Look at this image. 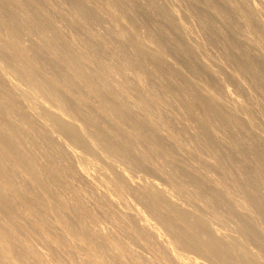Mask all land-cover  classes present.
<instances>
[{"label": "rangeland", "instance_id": "1", "mask_svg": "<svg viewBox=\"0 0 264 264\" xmlns=\"http://www.w3.org/2000/svg\"><path fill=\"white\" fill-rule=\"evenodd\" d=\"M1 4H0V17L5 18L4 20L6 21H2L0 22V41L3 40V38H5V33H7L8 35H17L19 37H23L24 39H26L30 33V35H36L42 37L40 38V40H38L37 37V42H30L29 41H25V44H27V46H31L29 47L31 49V53L34 56V59L36 61V63L42 67L44 73H51L50 75H54L58 80H63L62 82H65L67 84L70 85L69 87V106L70 109L82 120V123H87L89 125H86V128H88V131L90 129V133L93 136L95 135L99 140H101V142H105L104 144L107 145V147L109 145L110 148H115L118 147L120 149H122L125 153V155L130 159L128 160L129 162H134L131 168H136L135 171H133L134 176L136 177L137 181H141V182H145V181H154L157 182V184L159 185H163L164 188L167 189H171L173 185H177V183H181L183 180V185L184 184H190V181L193 180V177L191 176H186V173L181 172L182 175V179L179 181V179L177 177H175L173 175L174 178L169 179L168 175L166 176V174H164L163 172L159 171L158 169H156L157 167L153 164V163H158V167L160 166V168H166L167 170L170 169L171 171H173L176 175L181 174L180 171L178 170V167L180 165V167L182 168H200V170L202 169L203 173H207L209 175H205V183L201 182V181H197V188L195 191H193L192 193V188H190L187 184L184 185L182 188L179 189V191L181 192L180 198L186 200V202H188L189 200H187L188 197L191 201L193 200V202L189 201L188 203H190L191 205L194 206L198 205L199 208L202 209V207L200 206V204L198 203L197 199H203L202 197H204L205 201L207 202V208L204 209L203 212H205L204 214L206 215L207 212V216H211L213 217L215 215L214 218H216V221L218 222V224L222 225L224 228L227 227L229 230H232V234L235 236L238 234L236 233L237 231L241 233H245V234H249L251 231H253V227L255 228V226L259 223V221L257 222L256 220L248 222V218H246L245 216H243L241 214V206H239V203H242L244 199H250L251 200H257L256 202L260 203V202H264V145L262 143H264V136H261L262 133L264 132V66H262V62L259 61L262 60V57L260 58L259 55L263 56L264 58V48H262L261 45H263L264 47V23L262 24V22L259 23V21L256 20V22L254 21V16L252 14H250L251 16V20H249V22L253 21L252 24L248 23L244 18V13L241 14V12L236 8V6L234 5H239V6H245L246 3L244 0H228L226 2H223L222 0H160V2H158L159 0H120L121 2H119V0H15V2L11 1L6 2L4 0H0ZM52 1V2H51ZM62 1V2H61ZM67 1V2H65ZM73 1V2H72ZM83 1V2H82ZM90 1H92L93 3H91ZM104 1V2H103ZM114 1V2H113ZM124 1V2H123ZM140 1V2H139ZM155 1V2H154ZM187 1V2H186ZM191 1L193 2L191 4ZM197 1V2H196ZM211 1V3H210ZM220 1V2H218ZM239 1V2H237ZM38 2V3H36ZM54 2V4H53ZM64 2V3H63ZM76 2V3H75ZM107 2V4H105ZM114 5H113V3ZM120 4H118V3ZM128 2V3H127ZM153 2V3H152ZM163 2V3H162ZM165 2V3H164ZM172 2V3H171ZM207 2V3H206ZM209 2V3H208ZM218 2V3H217ZM231 4H229V3ZM233 2V3H232ZM236 2V4H234ZM263 3H261L264 6V1L262 0ZM44 5L42 6L41 4ZM66 3V4H65ZM80 3V8H78V4ZM91 5H89V4ZM111 3L113 6H115L116 10L114 11V7L112 6V8L110 9ZM160 3V5L158 4ZM162 3V4H161ZM185 6H184V4ZM187 3V4H186ZM195 3V4H194ZM202 7H197L198 4ZM216 3V4H213ZM220 3V4H219ZM223 3H225L226 5H223ZM23 4V5H22ZM68 5V6H57V5ZM77 4V5H76ZM83 4V5H82ZM118 4V5H117ZM125 4V5H124ZM152 4V5H151ZM191 4V6H190ZM195 6H194V5ZM203 4V5H202ZM208 4H211L208 6ZM241 4V5H240ZM9 5V6H8ZM105 5V6H104ZM122 5V6H121ZM140 5V6H139ZM145 5V6H144ZM188 5V6H187ZM197 5V6H196ZM206 5V6H205ZM217 5V6H216ZM219 5V6H218ZM222 5V6H221ZM84 6V7H82ZM99 6V7H98ZM132 8H131V7ZM136 6H138L136 8ZM215 8H214V7ZM221 6V7H220ZM227 6V7H226ZM231 6H234L231 7ZM261 6V5H260ZM261 6V7H263ZM22 7V8H21ZM64 7V8H63ZM91 7V8H90ZM130 9H129V8ZM177 7V8H176ZM189 7V8H188ZM211 7V8H210ZM19 8V9H18ZM103 8V9H102ZM141 8V9H140ZM143 8V9H142ZM166 8V9H165ZM170 8V9H169ZM176 9V11H178L179 15L181 16V22H182V26L180 22H176L177 18L172 14L173 10L172 9ZM179 8V9H178ZM182 8L184 10H182ZM190 10H187V9ZM199 8V9H198ZM217 8V9H216ZM229 8V9H227ZM64 9V10H63ZM78 9V10H77ZM83 9V11H82ZM89 9V10H88ZM134 9V10H133ZM236 9V10H235ZM261 9H264L261 8ZM17 10V11H16ZM86 10V11H84ZM126 10V11H125ZM132 10V11H130ZM138 10V11H137ZM151 10V12L149 11ZM171 12H170V11ZM192 10V13H191ZM199 10V11H197ZM211 10V12H210ZM214 10V11H213ZM3 11V13H2ZM40 11V12H39ZM105 11V12H104ZM195 11V12H194ZM209 11V12H208ZM219 11V12H218ZM223 11V12H220ZM226 11V13H224ZM262 11V15L264 17V12ZM76 12V13H75ZM81 12V13H80ZM83 12V13H82ZM132 12V13H131ZM161 12V13H160ZM163 12V13H162ZM169 12V13H168ZM188 12V13H187ZM200 12V13H199ZM216 14H213V13ZM129 13V14H128ZM142 13V14H141ZM168 13V15L166 14ZM203 13V14H201ZM77 14V15H76ZM84 17V19L80 16ZM200 14V15H199ZM221 14V15H220ZM25 15V16H24ZM66 15V16H65ZM74 15V16H73ZM104 15V16H103ZM198 15V16H197ZM202 15V16H201ZM203 15L205 17H203ZM215 15L217 17H215ZM220 15V16H219ZM234 15V16H233ZM240 15H243V18H240ZM106 16H108L109 18H107ZM123 16V18L121 17ZM167 16V17H166ZM189 16V17H188ZM229 16V18L227 17ZM237 16V18H236ZM45 17V18H44ZM80 17V18H79ZM96 17V18H95ZM138 17V19H136ZM148 17V18H147ZM172 17V22L169 18ZM184 17V18H183ZM231 17V18H230ZM25 18V19H24ZM82 18V19H81ZM90 18V19H89ZM100 18V19H98ZM145 18V19H144ZM176 18V20H175ZM27 19V20H26ZM39 19V20H37ZM115 19V20H112ZM143 19V20H142ZM253 19V20H252ZM23 20V21H22ZM31 20V21H30ZM44 20V21H43ZM80 20V21H79ZM84 20V21H83ZM92 20V22H91ZM108 20H110V22H108ZM136 20V21H135ZM140 20V21H139ZM14 21V22H13ZM60 21V22H59ZM106 23H105V22ZM14 24H13V23ZM25 22V23H24ZM45 22V23H44ZM52 22V23H51ZM66 22V23H65ZM88 24H87V23ZM155 22V23H154ZM169 22V23H168ZM171 22V24H170ZM2 23V24H1ZM6 25H5V24ZM61 23V25H59ZM82 23V25L80 24ZM115 23V24H114ZM128 23V24H126ZM179 23L181 28H179ZM246 23V24H245ZM4 24V25H3ZM10 24V25H9ZM12 24V26H11ZM46 24V25H45ZM66 26H63V25ZM87 24V25H86ZM114 24V25H113ZM175 24V25H174ZM177 24V25H176ZM195 24V25H194ZM250 24V25H248ZM16 25V26H15ZM106 25V26H105ZM122 25V26H121ZM34 26V27H33ZM48 26V27H47ZM57 26V27H56ZM61 26V27H60ZM105 26V27H104ZM114 26V27H113ZM120 27L116 29L117 27ZM125 26V27H124ZM178 26V28H177ZM189 26V27H188ZM234 26V27H233ZM4 27V28H3ZM36 27V28H35ZM50 27V29H49ZM69 32H67L66 30ZM70 27V29H69ZM78 29V30H76ZM107 27V29H106ZM134 27V29L132 28ZM209 27V28H208ZM215 27V28H214ZM18 30H17V29ZM32 28L33 31H32ZM125 30H124V29ZM145 28V29H144ZM177 28V29H175ZM184 28V29H182ZM190 28V30H189ZM40 29V30H39ZM56 29V30H55ZM188 29V30H187ZM214 29V30H213ZM263 29V30H262ZM37 30H39L38 33ZM51 30V31H50ZM72 30V33L70 32ZM95 30V31H94ZM133 30V31H132ZM184 30V31H183ZM186 30V31H185ZM255 32H254V31ZM21 31V33L19 32ZM44 31V33H46L47 35L49 34L48 32H52L50 33V37H52L55 41L58 40L57 42H59L63 45H66V47H68L67 50L69 52V58L72 56L73 58H75L77 61V65L79 68L75 67L73 69V67L69 64V67H65L67 66V63L62 61L61 59L56 60L53 55L51 54V51L48 49V46L45 42L44 39V33H42ZM81 31V34L79 33ZM104 31V33H103ZM120 31V32H119ZM170 31V33L168 32ZM188 31V32H187ZM191 31V32H190ZM200 31V32H199ZM262 31V32H261ZM5 32V33H4ZM58 32V33H56ZM76 35H74V33ZM78 32V34H77ZM92 32V34H91ZM98 32V33H97ZM109 32V33H108ZM192 32H196L195 36H198L197 38L192 34ZM201 33L202 34H197V33ZM204 32V33H203ZM227 32V33H226ZM248 32V34H247ZM254 32L255 34L252 35L251 33ZM258 32V35L257 33ZM64 33V34H63ZM86 33V34H85ZM90 33V34H89ZM119 33V35H118ZM124 33V34H123ZM181 33V34H179ZM185 33V35L183 34ZM189 33V34H187ZM236 33V35H235ZM238 33V35H237ZM241 33V34H239ZM243 33V34H242ZM58 34V36L56 35ZM61 34V35H60ZM67 36H66V35ZM80 34V35H79ZM84 34V35H83ZM102 34V35H101ZM226 34V35H225ZM229 34V35H228ZM260 34V35H259ZM2 35V36H1ZM121 35V36H120ZM144 35V36H143ZM177 35V36H176ZM180 35V36H179ZM187 35V36H186ZM200 35V36H199ZM215 35V36H214ZM228 35V36H227ZM241 35V36H240ZM249 39H248V37ZM250 35V36H249ZM80 36V37H78ZM84 36V37H83ZM164 36V37H163ZM183 36V37H182ZM191 38H188V37ZM217 36V37H216ZM91 37V38H89ZM101 37V38H100ZM122 37V38H121ZM177 37V38H176ZM184 37L188 38L185 39ZM203 37V38H200ZM215 37V38H214ZM247 39H246V38ZM58 38V39H57ZM68 38V39H67ZM74 38V39H72ZM78 38V39H77ZM86 38V39H84ZM112 38V39H111ZM119 38V39H118ZM164 38V39H163ZM174 38V39H172ZM176 38V40H175ZM181 38V39H180ZM200 38V39H198ZM263 38V39H262ZM60 39V40H59ZM83 39V40H82ZM94 39V40H92ZM124 39V40H123ZM154 39V41H153ZM203 39V40H201ZM68 40V41H67ZM72 40V41H71ZM75 40V41H73ZM115 40V42L113 41ZM161 40V41H159ZM194 40V42H193ZM196 40L198 42H196ZM241 40V42H240ZM254 40V41H253ZM262 40V41H261ZM61 41V42H60ZM73 43L70 44L69 43ZM82 41V43H81ZM91 41V42H90ZM109 43H108V42ZM146 41H150L152 43H156L155 45L156 48L159 47V49H157L156 51H154L155 53H147L146 51L141 49V44H143ZM167 41V42H166ZM174 41V42H173ZM190 41L192 42L190 44ZM245 41V42H244ZM248 41L252 43L248 44ZM256 41V42H255ZM259 41V42H258ZM39 42V43H38ZM162 42V43H161ZM166 42V43H165ZM181 42V43H180ZM215 42V43H214ZM232 42V43H231ZM254 42V43H253ZM263 42V43H262ZM37 43V44H36ZM80 43V44H79ZM86 45H85V44ZM95 43V44H94ZM164 43V44H163ZM184 43V44H183ZM199 43V44H197ZM257 45H256V44ZM260 43V44H259ZM262 43V44H261ZM111 44V45H110ZM167 44V45H166ZM170 44V45H169ZM173 44V45H172ZM181 44H183L184 46H180ZM212 44V45H211ZM235 44V45H234ZM255 44V46H254ZM72 47H71V46ZM102 45V46H101ZM165 45V46H163ZM189 47H188V46ZM198 45V46H197ZM203 45V48H202ZM75 46V47H74ZM170 48H169V47ZM174 46V47H173ZM223 46V47H222ZM255 48H254V47ZM260 46V47H259ZM94 47V48H93ZM96 47V48H95ZM100 47V48H99ZM103 47V48H102ZM162 47L165 51L162 50ZM177 47V48H176ZM205 47V48H204ZM219 49H217V48ZM239 47V50H238ZM253 47V48H252ZM257 47V48H256ZM259 47V48H258ZM47 48V49H46ZM74 48V50L72 49ZM77 48V50L75 49ZM89 48V49H88ZM95 49L94 51L92 49ZM134 48V49H133ZM167 48V49H166ZM176 48V49H175ZM188 48V49H187ZM198 48V49H197ZM200 48V49H199ZM244 48V49H243ZM250 48V50H249ZM261 48V50H259ZM141 49V50H140ZM178 49V50H177ZM197 49V50H196ZM237 51H236V50ZM242 49V50H241ZM258 56H254L255 54ZM36 50V51H35ZM91 50L90 52H87ZM201 50V51H200ZM228 50V51H227ZM233 50V51H232ZM246 50V51H245ZM76 51L78 52V54L76 53ZM84 51V52H83ZM169 51V52H168ZM183 51V52H182ZM199 51V52H198ZM223 51V52H222ZM92 52V53H91ZM145 52V54L143 53ZM158 52V53H157ZM171 52V53H170ZM182 52V53H180ZM187 54H186V53ZM193 55H192V53ZM228 52V53H227ZM243 52V53H242ZM246 52V54H245ZM11 55L10 52L7 51V55ZM37 55H35V54ZM106 53V54H105ZM132 53V54H131ZM160 53V56H158ZM165 55H163V54ZM167 53V54H166ZM170 53V54H169ZM203 55H202V54ZM234 53V54H233ZM254 53V54H253ZM43 54V55H42ZM49 54V55H48ZM125 54V55H124ZM138 54V55H137ZM150 54V55H149ZM169 54V56H168ZM209 54V55H208ZM230 54V55H229ZM248 54V55H247ZM98 55V57L96 56ZM101 57H100V56ZM109 55V56H108ZM121 55V56H120ZM145 55V56H143ZM152 55V56H151ZM171 55V56H170ZM206 55V56H205ZM244 58H242L241 57ZM252 55V56H251ZM37 56V57H35ZM44 56V58H43ZM76 56V57H75ZM82 56V57H81ZM127 56V57H126ZM163 56V57H162ZM166 58H165V57ZM170 58H168V57ZM212 56V57H211ZM231 56V57H230ZM237 56V57H235ZM40 59H39V58ZM42 57V58H41ZM46 57V58H45ZM81 57V58H80ZM114 57V58H113ZM118 57V58H117ZM121 57V58H120ZM130 57V59H129ZM140 57V59H139ZM152 57H156L154 59H152ZM173 57V59H172ZM185 57V58H184ZM204 57V58H203ZM257 57V58H256ZM37 58V59H36ZM53 58V59H52ZM104 58V59H103ZM110 58V59H109ZM132 58V59H131ZM168 58V59H167ZM210 58V59H209ZM212 58V59H211ZM214 58V59H213ZM255 58V59H254ZM79 59V60H78ZM87 59V60H86ZM93 59V60H92ZM102 59V61H101ZM149 59V60H148ZM232 59V60H231ZM239 59V60H238ZM246 59V60H245ZM250 59V60H249ZM258 59V61H257ZM41 60V62H40ZM96 60V61H95ZM106 60V61H105ZM123 60V62H122ZM141 60V61H140ZM154 60V61H153ZM170 60V61H169ZM172 60V62H171ZM200 60V61H199ZM227 62H226V61ZM229 60V61H228ZM235 60V61H233ZM42 61L44 63H42ZM81 61V62H79ZM88 61V62H87ZM93 61V62H92ZM111 61V62H110ZM138 61V63H137ZM174 61V62H173ZM187 61V62H186ZM199 61V62H198ZM203 61V62H202ZM205 61H207V63H211V66H214V70L212 67V70L215 71L216 69V73L218 75V77L220 78H214L211 76L210 72L207 71V69L204 67V63ZM219 61V62H218ZM232 61V62H231ZM238 61V62H237ZM248 61V62H247ZM263 61V60H262ZM56 64H54V63ZM61 64H60V63ZM91 62V63H90ZM106 62V63H105ZM109 62V65L107 64ZM127 62V63H126ZM142 64H141V63ZM160 62V63H159ZM214 62V63H213ZM217 62V63H216ZM243 62V63H242ZM254 62H257L254 63ZM264 62V61H263ZM43 65H42V64ZM48 63V64H47ZM94 63V65H93ZM120 63V64H119ZM163 63V64H162ZM168 65H167V64ZM174 63V64H173ZM203 63V64H202ZM210 63L208 65H210ZM221 63V66H220ZM224 63V64H223ZM242 63V64H241ZM259 63V66H258ZM65 64V65H64ZM89 64V65H88ZM104 64V67H103ZM111 64V65H110ZM127 64H129L128 67ZM145 64V65H144ZM150 64V65H149ZM173 64V65H172ZM216 64V65H215ZM219 64V65H218ZM223 64V65H222ZM126 65V66H125ZM149 65V66H148ZM177 67H175V66ZM230 67L231 71L229 72V67L228 69H226L227 67ZM233 65V66H232ZM235 65V66H234ZM251 65V66H250ZM49 68H48V67ZM53 66V67H52ZM57 66V67H56ZM71 66V67H70ZM98 68H96V67ZM146 66V67H145ZM219 66V67H218ZM224 66V67H223ZM232 66V68H231ZM247 66V67H246ZM262 66V67H261ZM55 67V68H54ZM118 67V68H117ZM124 67V68H123ZM166 67V68H165ZM179 67V68H178ZM191 67V68H190ZM226 67V68H225ZM45 68V69H44ZM64 68V69H62ZM68 68V69H67ZM101 68V69H100ZM104 68V69H103ZM111 70H110V69ZM147 68V69H146ZM152 68V69H151ZM187 68V69H186ZM224 68V69H223ZM248 68V69H245ZM98 71H97V70ZM122 69V71L120 70ZM130 69H134V70H130ZM235 69H237V73L235 71ZM240 69V70H239ZM242 69V70H241ZM47 70V71H46ZM51 70V72H50ZM60 70V71H59ZM63 70V71H62ZM69 70V71H68ZM80 70V71H79ZM83 70V71H82ZM86 70V71H85ZM89 70H91V72H89ZM150 70V71H149ZM245 70V71H244ZM251 70H253V72H251ZM258 70V71H257ZM262 70V71H261ZM54 71V72H53ZM67 71V72H66ZM72 71V73H70ZM74 71V72H73ZM79 71L82 72L83 75L86 77V79L84 78V80H80L77 81L75 78V72ZM107 71V72H105ZM117 71V74H116ZM127 71V72H125ZM211 71V70H210ZM227 71V73H225ZM235 71V72H234ZM58 72V73H57ZM69 72V73H68ZM103 72V73H100ZM131 72V73H129ZM134 72V73H133ZM136 72V73H135ZM141 75H139L138 73ZM225 76H224V74ZM229 72V73H228ZM234 72V73H233ZM249 72L251 74H249ZM260 72V73H259ZM92 73V74H91ZM97 73V74H96ZM119 73V74H118ZM133 73V75H132ZM143 73V74H142ZM171 73V74H169ZM220 75H219V74ZM231 73V74H230ZM233 73V74H232ZM236 73V74H235ZM246 73V74H245ZM60 74V75H58ZM69 74V76H68ZM72 74V75H71ZM108 74V75H107ZM204 74V75H203ZM223 74V75H222ZM230 76H229V75ZM240 74V76H242V83H241V78L238 75ZM94 75V77L92 76ZM99 77H98V76ZM110 75V76H109ZM123 75V76H122ZM222 75V76H221ZM232 75V76H231ZM236 75V77L234 78L233 76ZM72 76V77H71ZM134 76V77H132ZM138 78H135V77ZM159 76V77H158ZM161 76V78H160ZM246 76V77H245ZM62 77V78H61ZM74 77V78H73ZM94 79H92V78ZM118 77V78H117ZM124 77H126L124 79ZM129 77V78H128ZM142 77H144L143 79H141ZM239 77V78H238ZM248 77V78H247ZM254 77V78H253ZM69 78V79H68ZM97 78V79H96ZM125 80V81H121L120 79ZM148 78V79H147ZM190 78H193L190 80ZM196 78V79H195ZM198 78V79H197ZM201 78V79H200ZM207 78V79H206ZM231 81L232 84H230ZM231 78V79H230ZM240 80H238V79ZM66 79V80H65ZM112 79V81H111ZM132 79V80H131ZM141 79V80H140ZM164 81H163V80ZM224 81H223V80ZM226 79V80H225ZM244 79H248L250 80V84H251V88L252 90L249 92V90L246 88H244V84L245 82H247V80L244 82ZM263 79V80H262ZM65 80V81H64ZM98 80V81H97ZM106 80V81H105ZM110 80V81H109ZM119 81L117 85H119L118 88L115 87L116 85V81ZM128 80L127 85L129 84V86L126 85V82ZM130 80V81H129ZM140 80V81H139ZM146 82H145V81ZM172 80V81H171ZM205 81V83H207L210 87L213 88V90L215 91L216 89L217 91H215L216 93L219 92L218 97H223L220 98V103H222V106L224 107V109H226L224 111L223 107L221 106V104H218V108L217 111L220 114V116L223 117L224 122H228L227 124H220V122L218 123L217 120H211L213 119L212 117H210L207 113H205V108L204 105L201 103H205L203 102L204 100L202 97V94H200V91L196 90L197 88L194 87V85H196V82L194 83V81ZM216 80V81H215ZM221 80V81H220ZM238 80V81H237ZM71 81V82H70ZM74 83H73V82ZM88 81V84H86V82ZM92 81V82H91ZM101 81V83H100ZM133 81V82H132ZM142 81V82H141ZM166 81V82H165ZM180 81V82H178ZM182 81V82H181ZM228 82L229 86H231V90L236 94L237 92V98H240L239 100L243 101L242 105H240V107H238L237 109L240 111L239 114H236V112L234 113V111H238L235 108H225L228 106V102L226 100V95L224 93L223 90V84L225 82ZM259 81V82H258ZM113 82V83H112ZM132 82V85H131ZM153 82V84H152ZM221 82V83H220ZM224 82V83H222ZM235 82H239V84L235 83ZM77 83V84H76ZM98 83V84H96ZM106 86H105V84ZM121 83V84H120ZM125 83V84H124ZM141 83H145V84H141ZM148 83V84H147ZM167 83V84H166ZM182 83V84H181ZM83 86H82V85ZM92 85V86H99L100 89V99L93 97L91 93H88V87ZM95 84V85H94ZM114 84V85H112ZM135 84V85H134ZM140 84V85H139ZM157 84V85H156ZM236 86L234 87L233 86ZM236 84V85H235ZM243 84V85H242ZM81 85V86H80ZM103 87H101V86ZM114 89H112L110 86ZM116 85V86H117ZM123 85V86H122ZM153 85V86H152ZM187 85V87H186ZM76 86L79 88L77 89ZM85 86V87H84ZM143 86V87H142ZM146 86V87H144ZM173 86V87H172ZM216 86V87H215ZM239 86V87H238ZM72 87V88H71ZM83 87L84 89L80 88ZM101 87V88H100ZM110 87V88H109ZM131 89H130V88ZM150 87V88H149ZM154 87V88H153ZM176 87V88H175ZM183 87V88H182ZM234 87V88H232ZM241 87V88H240ZM254 87V88H253ZM258 87V89H257ZM74 88V89H73ZM86 88V90H85ZM106 88V89H105ZM143 88H146L143 90ZM175 88V89H174ZM238 88V89H237ZM243 88V89H242ZM103 89V90H102ZM119 89V90H118ZM121 89V90H120ZM142 89V90H141ZM157 89V90H156ZM162 89V90H161ZM248 91H247V90ZM263 89V90H262ZM123 90V91H122ZM183 90V91H182ZM186 90V91H185ZM241 90V91H240ZM245 90V91H244ZM255 90V91H254ZM261 90V91H260ZM71 91H73L71 93ZM76 91V92H75ZM82 91V93H81ZM102 91V92H101ZM124 91H130L133 94L132 97V101H130L129 99H126V97L124 96L123 92ZM137 91V93H136ZM139 91V92H138ZM146 91H148V93H145ZM178 91V93H177ZM191 91V93H190ZM257 91V92H256ZM75 92V93H74ZM80 92V93H79ZM110 92V93H109ZM114 92V93H113ZM143 92V93H142ZM252 92V94H251ZM254 92V93H253ZM89 95H88V94ZM104 93V94H103ZM125 93V92H124ZM142 93V94H141ZM168 93V94H167ZM183 93V94H182ZM239 93V94H238ZM240 93L241 96L243 95V97H245L244 99L246 100V102L244 101L243 97H240ZM88 95V97L92 100L91 102L89 101L90 99L86 100L84 103L82 104H74V101L71 100V97H75L76 95ZM118 94V96H117ZM122 94V95H121ZM138 94V95H137ZM162 94V95H161ZM181 95V96H177ZM200 94V95H199ZM245 94V95H244ZM251 94V95H249ZM0 100L5 103H10L11 102V98L8 97H4L2 90H1V86H0ZM106 95V96H104ZM151 95V96H150ZM165 95V96H164ZM173 95V96H172ZM186 95V96H185ZM190 95V96H189ZM195 95V97H194ZM248 97H247V96ZM103 96V97H102ZM137 96V97H136ZM147 96H150L149 98V102L151 107L148 110V106L145 111V109L143 111H139L138 108L141 107V105H139V102L141 101V99H145V97L147 98ZM171 96V97H170ZM4 99H3V98ZM87 97V98H88ZM112 97V98H111ZM116 99H115V98ZM119 97V98H117ZM136 97V99H135ZM162 97V98H161ZM187 97V98H186ZM254 99H253V98ZM256 97V98H255ZM140 98V99H138ZM147 98V99H148ZM167 98V99H166ZM260 98V99H259ZM112 99V100H111ZM119 101H118V100ZM155 99V100H154ZM171 99V101H170ZM199 99V100H198ZM223 99V100H221ZM247 99L249 100V103L247 101ZM259 99V100H258ZM262 99V100H261ZM6 100V101H5ZM9 100V101H8ZM124 100V101H122ZM136 100V103H135ZM137 100H138V104H137ZM140 100V101H139ZM175 100V101H174ZM251 100V101H250ZM256 102H255V101ZM104 104H103V102ZM121 101V102H120ZM254 101V102H253ZM73 102V103H72ZM115 102H117L116 104H114ZM163 102V103H162ZM177 102V103H176ZM188 102V103H187ZM192 102V103H191ZM87 103V104H86ZM112 103V104H111ZM155 103V104H154ZM157 103V104H156ZM179 103V104H178ZM190 103V104H189ZM208 103V102H207ZM224 103V104H223ZM246 103L250 104L247 105ZM99 104H102L101 107ZM106 104V105H105ZM109 104V105H107ZM115 106H111V105ZM128 104V107H127ZM131 104V106L129 105ZM135 104V105H134ZM196 104V105H195ZM210 103H208L209 105ZM77 107H76V106ZM85 105V106H84ZM99 105V106H98ZM104 105V106H103ZM181 108H180V106ZM214 105V104H213ZM227 105V106H226ZM245 105V106H244ZM252 105V106H251ZM75 106V107H73ZM81 106V107H80ZM103 106V108H102ZM183 106V108H182ZM197 106V107H196ZM257 106V107H256ZM262 106V107H261ZM85 107V108H84ZM107 107H109L107 109ZM121 107V108H120ZM137 107V108H135ZM195 107V108H193ZM229 107V106H228ZM244 109H243V108ZM250 107V109L252 108V110L250 111L249 114V108H248V113H247V108ZM261 107V108H260ZM77 108V109H75ZM88 108L89 111H88ZM122 108H124L122 110ZM130 108V111L129 109ZM164 108V109H163ZM174 108V109H172ZM222 108V110L220 109ZM254 108V109H253ZM80 109V110H79ZM86 109V110H84ZM94 111H93V110ZM97 109V110H96ZM106 109L107 111H112L110 113L103 114L102 110ZM116 109V110H115ZM121 109V110H120ZM133 111H132V110ZM159 109V110H158ZM166 109V111H165ZM170 109V110H169ZM181 109V110H180ZM201 109V110H200ZM220 109V110H219ZM85 111L84 113H86L84 116V113L82 111ZM100 110V111H99ZM114 110V111H113ZM126 110V112L124 111ZM172 110V111H171ZM189 110V111H188ZM198 110V111H197ZM246 111V113L244 111ZM257 110V111H256ZM263 110V111H262ZM98 111V112H97ZM118 111V113H117ZM135 111L137 112V114L135 113ZM149 111V112H148ZM184 113H182V112ZM224 111V112H223ZM227 111V112H226ZM229 111V112H228ZM233 111V112H231ZM253 111V112H252ZM259 111V112H258ZM80 112V113H79ZM97 112V114H95ZM100 112V113H99ZM144 112V113H142ZM148 112V113H147ZM159 112V113H158ZM198 112V113H197ZM201 112V113H200ZM83 113V114H82ZM87 113L89 115H87ZM116 117L114 119V117H112L113 115ZM140 113V114H139ZM155 113V114H154ZM203 113V114H202ZM228 113V115L226 114ZM238 113V112H237ZM253 113V114H252ZM262 113V114H261ZM80 114V115H79ZM100 114V115H99ZM129 114V118L126 116ZM154 114V115H153ZM161 116V118L158 116ZM165 114V115H164ZM189 114V115H188ZM199 114V116H198ZM205 114V115H204ZM246 114H249L248 116L251 117V114L253 115L250 118V122L252 121L251 119H253L254 121L250 123H248V121L244 118H246ZM19 114H17L18 116ZM92 115V116H91ZM94 115V116H93ZM105 115V116H104ZM158 117L160 119H162L160 121V124L164 125L167 129L169 128L170 130L173 131V133L175 134V139H164L158 136V132L156 127L153 124L149 123V117ZM180 115V116H179ZM201 115V116H200ZM239 115H243V117H240ZM88 116L89 119H88ZM177 116V117H176ZM227 118H226V117ZM229 116V119H228ZM233 116V117H232ZM245 116V117H244ZM257 116V117H256ZM93 117V118H92ZM104 120H103V118ZM120 117V118H119ZM123 117V118H122ZM166 119H165V118ZM254 117V118H253ZM263 117V118H262ZM123 120H122V119ZM137 118V119H136ZM187 118V119H186ZM199 118V119H198ZM202 118V119H201ZM207 118V119H206ZM211 118V119H210ZM243 118V120H242ZM88 119V120H87ZM93 119V120H92ZM96 119V120H95ZM108 119V120H107ZM117 119V120H116ZM126 119V120H124ZM129 119V120H128ZM210 119V120H209ZM261 119V120H260ZM263 119V120H262ZM97 123H99V125H97V123H95V121ZM111 122H110V121ZM116 120V121H115ZM131 120V121H130ZM134 120L136 122H138L139 124H137L136 122H134ZM183 120V121H182ZM185 120V121H184ZM199 120V121H198ZM232 120V122H231ZM92 121V123L90 124V122ZM101 121V122H100ZM107 123H106V122ZM120 121V124H119ZM133 121V122H132ZM169 121V122H168ZM201 121V122H200ZM205 121V122H204ZM240 121V123L238 122ZM247 121V122H246ZM132 122V123H131ZM144 122V123H143ZM163 122V123H161ZM181 122V123H180ZM183 122V123H182ZM189 125H187V123ZM200 122V123H198ZM207 122V123H206ZM238 122V123H237ZM246 122V123H245ZM255 122V123H254ZM257 122V123H256ZM103 125H102V124ZM112 125H110V124ZM124 123V124H122ZM176 125H174V124ZM196 123V124H195ZM231 125H230V124ZM248 123V124H247ZM96 124V125H95ZM148 124V125H146ZM169 124V125H168ZM198 124V126H197ZM203 124V125H202ZM208 124V125H207ZM216 124V125H215ZM238 124V125H237ZM244 124V125H243ZM246 124V125H245ZM95 127H94V126ZM102 125V126H101ZM107 125V126H106ZM109 125V126H108ZM123 125V126H122ZM144 125V126H142ZM180 125V126H179ZM242 127H239L241 126ZM257 125V126H255ZM112 126V127H111ZM126 126V127H125ZM137 126V127H136ZM175 126V127H174ZM190 126V127H189ZM197 126V127H195ZM204 126V127H203ZM210 126V127H209ZM253 126L257 127L254 128ZM91 127V128H90ZM105 127V129L103 130V128ZM110 127V128H109ZM129 127V130L127 129ZM131 127V128H130ZM143 128V130H141V128ZM145 127V128H144ZM147 127V128H146ZM155 127V128H154ZM194 127L196 129H194ZM201 127V128H200ZM251 127V128H250ZM259 127V128H258ZM95 131H93L92 130ZM115 128V129H112ZM138 128V129H136ZM149 128V129H148ZM191 128V129H190ZM204 128V129H203ZM220 128V129H218ZM234 128V130H233ZM250 128V129H248ZM111 129V130H110ZM147 129V130H146ZM200 131H199V130ZM207 129V130H206ZM213 129V130H212ZM259 129V130H258ZM261 129V130H260ZM100 130V131H99ZM116 130V131H113ZM121 133L122 131V136L121 134H117L119 133V131ZM127 130V131H126ZM140 130V131H139ZM194 132H193V131ZM225 130V131H224ZM253 130V131H252ZM255 130V131H254ZM258 130V132H256ZM108 131V133L106 132ZM111 131V132H110ZM195 133V134H193ZM210 131V132H208ZM220 131H222V133H220ZM224 131V132H223ZM181 132V133H180ZM186 132V133H185ZM226 132V133H225ZM236 132V133H235ZM243 132V133H242ZM254 132V133H253ZM103 133V134H102ZM142 135V136H146L148 139H144L142 136L140 137H135L138 134ZM143 133V134H142ZM152 133V134H151ZM217 133V135H216ZM250 133V134H249ZM258 133V134H257ZM43 134V135H42ZM46 133H41L36 139H33L32 137H30L29 134H24V138H21V144H25L23 146V152L24 154H26V156L34 159L35 161H37V165L39 166V168L45 170L46 172H53L56 173L58 171V173L61 174V179H65L66 181L70 182L69 183V188L67 190H64L62 188H59L58 186H56V184L54 183V179H50L51 175H49V177L47 178L46 182H48L51 186H52V190L53 192H55V194L60 195V197H65L67 196V198H71L69 199L70 205V210L72 212L70 213V218L71 221L74 225H77L76 227H80V225L82 223H88L89 218L94 215L100 216L101 218L105 219V222L107 224V227L112 228L111 230H113V232L115 231L114 235H116L117 239L114 237V239H116L117 243H119L118 245H120L119 247L122 248V250H126L124 251V253L127 252L128 255L131 254H135L136 256V261L139 259V261H137L136 264H144L143 262H145L146 264V257L151 258V261H153L154 259H152V255H156V253L154 254V251L157 248V244L154 243L152 236L150 235V233L146 232L144 233L143 231H141V229L138 226V222H137V218L136 220L132 219V215L134 213V211H132V207H139V208H143L142 205H139L129 194V192L127 191H122L124 194V196L120 194V199L117 201L116 205L118 204L117 208L116 205H112V203L110 202V197H107V195L109 194V192L107 191L108 189L106 188L107 185H105V173L103 172V170L101 168L98 167L97 164H108L110 163L108 159H105L104 157H99V159L96 162H92L89 163L88 168V174H89V178H91L92 182L89 181V179H84L82 177H80V175L77 173V169H76V163L74 164V161L69 157L62 154L63 150L60 149L59 147H61L57 141L52 140L51 137L46 134ZM97 134V135H96ZM137 134V135H135ZM148 134V135H147ZM152 136H150V135ZM182 134V135H181ZM233 134V135H232ZM239 134V135H238ZM247 134V135H246ZM252 134V135H251ZM42 135V136H41ZM107 135V136H106ZM122 137H121V136ZM129 135L131 137H129ZM219 135V136H218ZM237 135V136H236ZM259 135V136H258ZM264 135V134H263ZM27 136V137H26ZM45 136V137H44ZM100 136V138L98 137ZM120 136V137H119ZM127 136V137H125ZM177 136V137H176ZM183 136V137H182ZM203 136V137H202ZM205 136V137H204ZM216 136V137H215ZM223 139H222V137ZM229 136V137H227ZM30 137V138H29ZM115 137V138H113ZM188 137V138H187ZM192 137V138H191ZM208 137V138H207ZM219 137V138H218ZM237 137V138H236ZM110 138V139H109ZM122 138V140H120ZM124 138V140H123ZM187 138V139H186ZM207 138V139H206ZM245 138V139H243ZM257 138V139H255ZM39 139V140H38ZM104 139V141H103ZM136 139V140H135ZM158 139V140H157ZM181 139V140H180ZM192 139V140H191ZM201 139V140H200ZM203 139V140H202ZM209 139V140H208ZM212 139V140H211ZM215 139V140H214ZM250 139V140H249ZM27 142H26V141ZM127 140V141H126ZM141 141V142H138ZM144 140V141H143ZM185 140V141H184ZM197 140V141H196ZM207 140V142H206ZM227 140V141H226ZM126 141V142H124ZM135 141V142H133ZM159 141V142H158ZM183 141V142H182ZM191 141V142H190ZM202 141V142H201ZM213 141V142H212ZM218 141V142H216ZM226 143H225V142ZM247 141V142H246ZM262 141V142H261ZM120 142V143H118ZM137 142V144H136ZM142 142H143V146H142ZM163 142V143H162ZM189 142V143H188ZM199 142V143H198ZM212 142V143H211ZM253 142V143H251ZM259 142V143H258ZM40 143V144H39ZM114 143V144H113ZM126 143H130V144H126ZM146 143V144H145ZM160 143V144H159ZM179 143V144H178ZM196 143V144H195ZM198 143V144H197ZM39 144V145H38ZM50 144V145H49ZM109 144V145H108ZM134 144V145H132ZM139 144V145H138ZM150 144L151 146L147 145ZM174 144V145H173ZM189 144V145H187ZM194 144V145H193ZM243 144V145H242ZM253 144V147L251 146ZM257 144V145H256ZM138 145V146H137ZM179 145V146H178ZM187 145V147H186ZM193 145V146H192ZM198 145V147H197ZM200 145V146H199ZM242 147H241V146ZM255 145V146H254ZM32 146V147H31ZM41 146V147H40ZM50 146V147H49ZM133 146V147H132ZM142 146V147H141ZM178 146V147H177ZM210 146V147H209ZM223 146V148H222ZM238 146V147H237ZM260 146V147H259ZM28 147V148H27ZM46 149H45V148ZM49 150H48V148ZM127 147V148H124ZM136 149H135V148ZM156 147V148H155ZM173 147V148H172ZM202 147V148H201ZM213 147L215 148V150L213 149ZM219 147V148H218ZM242 149H241V148ZM249 147V148H248ZM27 148V149H25ZM34 148V149H33ZM43 148V149H42ZM140 148V149H139ZM142 148V149H141ZM151 148V149H149ZM166 148V149H165ZM196 148V149H195ZM201 148V149H200ZM205 148V149H204ZM29 149V150H28ZM30 149H33L30 151ZM59 149V150H58ZM145 149V150H144ZM156 149V150H154ZM159 149V150H157ZM183 149V150H182ZM225 149V150H224ZM62 150V151H60ZM140 152L138 153L137 152ZM142 150V151H141ZM150 150L152 153H150ZM169 150V151H168ZM185 151L184 153L181 151ZM193 150V151H191ZM216 151L214 153V151ZM231 150V151H230ZM254 150V151H253ZM37 151V152H36ZM60 151V152H59ZM155 151V152H154ZM158 151V152H156ZM202 151V152H201ZM204 151V152H203ZM250 151V152H249ZM27 152L29 154H27ZM35 152V153H33ZM80 152V150H79ZM143 152L145 154H143ZM162 152V154H164V156H162V154L160 153ZM174 152V153H173ZM198 152V153H197ZM219 152V153H218ZM221 152V153H220ZM252 152V154H251ZM33 153V154H32ZM136 153V154H135ZM154 153V157L152 156V154ZM165 153H167L168 155H166ZM173 153V154H172ZM176 153V154H175ZM205 153V154H204ZM235 153L237 155H235ZM250 153V154H249ZM257 153V154H256ZM0 154L2 155V152H0ZM38 154V155H37ZM151 156H150V155ZM158 154V155H156ZM209 154V155H208ZM217 156H216V155ZM239 154V155H238ZM45 155V156H44ZM137 155V157H136ZM143 157H141V156ZM161 155V156H160ZM172 157H171V156ZM174 155V156H173ZM177 155V156H176ZM188 155V156H187ZM211 156V157H207ZM223 155V156H222ZM38 156V157H37ZM167 156V157H166ZM192 156V157H191ZM213 156V157H212ZM244 156V157H243ZM50 157V158H48ZM122 157H124L122 155ZM135 157V158H134ZM139 157V158H138ZM146 157V158H145ZM158 157V158H157ZM162 157V158H160ZM184 157V158H183ZM187 157V158H186ZM204 157V158H203ZM218 157V158H217ZM251 157V158H250ZM55 158V159H54ZM156 158V159H155ZM175 158V159H174ZM215 158V159H214ZM222 162H219L220 160ZM232 158V159H231ZM262 158V159H261ZM10 159V161H9ZM39 159V160H38ZM43 161H42V160ZM49 159V160H48ZM54 159V162H52V160ZM118 159V158H117ZM123 158L120 159L119 157V161L121 162ZM140 159V160H136ZM146 159V160H143ZM154 159V160H153ZM158 159V160H157ZM172 161H171V160ZM178 159V160H176ZM192 159V160H191ZM203 159V160H202ZM208 159H213V162H211L212 160ZM218 159V160H217ZM59 160V161H58ZM99 160H102L103 162ZM153 160V161H152ZM170 161V163L167 162ZM190 160V161H189ZM202 160V161H200ZM206 160V161H205ZM226 160V161H225ZM233 160H235L233 162ZM249 160V161H248ZM255 160V161H254ZM5 166L4 168L7 169H3L5 171H10L13 166V160L11 158H6L5 159ZM118 161V160H117ZM124 162V160H122ZM140 162V165L138 164ZM152 161V162H151ZM155 161V162H154ZM160 161V162H159ZM162 161V163H161ZM165 161V162H163ZM217 161V162H215ZM43 162V163H42ZM61 162V163H60ZM148 162V163H147ZM172 162V163H171ZM174 162V163H173ZM201 162V163H200ZM205 162V164L203 163ZM245 167L244 166V164ZM251 162V163H250ZM12 163V164H11ZM39 163V164H38ZM58 163V164H57ZM70 163V164H69ZM94 163V164H93ZM122 163V162H121ZM147 163V164H146ZM193 163V164H192ZM197 167H196V165ZM203 163V164H202ZM212 163V164H211ZM8 164V165H6ZM41 164V166H40ZM60 164V165H59ZM163 164V165H162ZM177 164V165H176ZM209 165L208 171L205 168V166ZM237 164V167H236ZM261 164V165H260ZM10 165V166H9ZM49 165V166H48ZM72 165V167H71ZM141 165L143 167H141ZM146 167H145V166ZM150 165H152V167H150ZM166 165V166H164ZM168 165V166H167ZM173 165H176L173 166ZM200 165V166H199ZM205 165V166H204ZM239 165V166H238ZM260 165V166H259ZM43 166V167H42ZM47 166V167H45ZM58 166V167H56ZM195 166V167H194ZM204 166V167H203ZM258 166V167H257ZM8 167V168H7ZM50 167V168H49ZM70 167V168H69ZM175 167V168H174ZM179 167V168H180ZM217 167V168H216ZM236 167V168H235ZM241 167V168H240ZM244 167V168H243ZM261 167V168H260ZM60 168V169H59ZM111 168V167H110ZM177 168V169H176ZM223 168V169H222ZM48 169V170H47ZM65 169V170H64ZM206 169V171H204ZM247 169V171H246ZM253 169V170H252ZM262 169V171H261ZM52 170V171H51ZM62 170V171H61ZM68 173H67V171ZM156 172H155V171ZM158 170V171H157ZM178 170V171H177ZM252 170V171H251ZM60 171V172H59ZM64 171V173H63ZM66 171V172H65ZM140 171V172H139ZM152 171V173H151ZM254 171V172H253ZM52 172V173H53ZM74 172V173H73ZM103 172V173H102ZM224 172V173H223ZM73 173V174H71ZM212 173V175H211ZM240 173V176L238 175ZM71 174V176H70ZM103 174V175H102ZM139 174V175H138ZM153 174V175H152ZM163 174V177H162ZM214 174V176H213ZM237 174V176H235ZM249 174V175H248ZM254 174V175H253ZM259 174V175H258ZM64 175V176H63ZM217 175V176H216ZM70 178H69V177ZM159 176V177H158ZM165 176V177H164ZM216 176V177H215ZM245 176V177H244ZM252 176V177H251ZM63 177V178H62ZM147 177V178H146ZM262 177V178H261ZM69 178V179H67ZM84 180H82V179ZM142 178V180H140ZM158 178V179H157ZM166 178V179H163ZM187 178V179H186ZM215 178V179H214ZM262 181H261V179ZM152 179V180H149ZM215 181H214V180ZM223 180L220 182V180ZM245 179V180H244ZM30 179L28 178H20L18 181L21 183V186L25 187L27 191H29L30 193L34 192V194L32 193V195L28 196V200L34 202V203H38V202H42L44 204L48 203V200H46V195H45V190H43L42 188H40L38 185L34 184L32 181H28ZM102 180V182L100 181ZM165 180L167 182H165ZM219 180V182H218ZM22 181V182H21ZM98 181V182H97ZM187 181V182H186ZM57 182V181H55ZM74 184H73V183ZM97 182V184H96ZM163 182V183H162ZM173 182V183H172ZM177 182V183H176ZM186 182V183H185ZM199 182V183H198ZM216 182V183H215ZM233 182V183H232ZM237 182V183H236ZM246 182V183H245ZM261 184H260V183ZM23 183V184H22ZM32 183V184H30ZM72 183V185H71ZM76 183H78L76 185ZM93 183V186H92ZM105 183V184H104ZM161 183V184H160ZM169 183V184H168ZM176 183V184H174ZM29 184V185H27ZM54 186H53V185ZM172 186H171V185ZM182 184V183H181ZM206 186H205V185ZM208 184V185H207ZM210 184V185H209ZM222 184V185H219ZM230 184V185H229ZM259 184V186H258ZM83 185V186H82ZM167 185V186H165ZM238 185V186H237ZM37 186V187H36ZM75 186V187H72ZM92 186V187H91ZM161 186V187H163ZM210 186V187H208ZM212 186V187H211ZM223 189H221L222 187ZM233 186V188H232ZM235 186V187H234ZM245 186V188H244ZM263 186V187H261ZM30 189H29V188ZM57 187V188H56ZM77 187H80L77 188ZM87 187V189H85ZM98 187V188H97ZM188 187V188H187ZM209 189H208V188ZM243 187V188H242ZM249 187V189H248ZM255 187V188H254ZM24 188V189H25ZM56 188V189H55ZM74 188V189H73ZM103 191H102V189ZM185 188V189H184ZM211 188V189H210ZM228 188V189H227ZM230 188V189H229ZM241 188V189H240ZM77 189V190H76ZM79 189V190H78ZM184 191H183V190ZM213 189H216L213 190ZM251 189V190H250ZM256 189V190H255ZM258 189V190H257ZM263 189V190H261ZM60 190V191H59ZM63 190V191H62ZM72 190V191H71ZM76 190L77 193L74 191ZM81 190V191H80ZM100 190V191H99ZM187 192H186V191ZM203 190V191H202ZM211 190V191H210ZM221 190V191H220ZM228 190V191H227ZM238 190V191H237ZM253 190V191H252ZM261 190V192H260ZM44 191V192H42ZM58 191V192H57ZM64 193H62V192ZM99 193H98V192ZM182 191L184 192V195L182 193ZM191 191V193L189 192ZM227 191V192H226ZM235 191V192H234ZM245 194H244V192ZM247 191V192H246ZM258 191V192H257ZM61 192V193H60ZM67 192V194H66ZM202 194H201V193ZM216 192L218 193L216 195ZM221 192V193H220ZM225 192V194L223 193ZM239 192V193H237ZM255 192L257 194H255ZM90 193V195H89ZM207 193V194H206ZM249 193V195H248ZM8 195V193H6ZM63 194V195H62ZM74 194V195H73ZM83 197V198H80ZM102 194V195H101ZM105 194L106 197H104L103 195ZM107 194V195H106ZM127 194V196H126ZM190 194V195H189ZM209 194V196H208ZM220 194V195H219ZM223 194V196L221 195ZM72 195V196H71ZM87 195V197H86ZM183 196H187L182 197ZM255 195V196H254ZM94 196V197H93ZM109 196V195H108ZM194 196V198H193ZM202 196V197H200ZM214 196V197H213ZM222 196V197H221ZM7 197V198H6ZM73 197V198H72ZM98 197V200H96ZM126 199H124V198ZM197 197V198H196ZM206 197V198H205ZM221 197V198H220ZM225 197V198H224ZM245 197V198H244ZM253 197V198H252ZM261 197V198H260ZM4 198V199H3ZM78 198V199H76ZM84 198H87V200H85ZM101 198V199H100ZM106 198V199H105ZM114 199H116V197H113ZM215 198V199H214ZM229 200H226V199ZM259 198V199H257ZM9 200L8 196L6 195H2L0 196V200ZM74 199V200H72ZM195 199V200H194ZM215 202H214V200ZM39 200V201H38ZM77 200V201H76ZM90 200V201H89ZM104 202H103V201ZM109 200V201H108ZM121 200V201H120ZM130 201V203H128V201ZM212 200V201H210ZM226 200V201H225ZM231 200V201H230ZM239 203H238V201ZM259 200V201H258ZM261 200V201H260ZM75 202V203H72ZM83 201V202H82ZM88 201V202H86ZM92 201V202H91ZM94 201V202H93ZM120 201V202H119ZM123 201V202H122ZM210 201V202H209ZM219 201V202H218ZM16 202V201H15ZM79 202V203H77ZM82 202V203H81ZM197 202V203H196ZM212 202V203H211ZM221 202V203H220ZM224 202V203H223ZM226 202V203H225ZM83 203L85 205H83ZM125 203V204H124ZM128 203V204H126ZM132 203V204H131ZM215 203V204H214ZM230 203V204H229ZM71 204H73L71 206ZM77 207H74L76 206ZM91 204V205H90ZM106 204V205H105ZM214 204V205H213ZM218 204V205H216ZM126 205V206H125ZM222 205V206H221ZM232 205L234 206L232 208ZM238 205V206H237ZM241 205V204H240ZM82 208H81V207ZM90 206V207H89ZM94 206V207H93ZM120 206V208H119ZM125 206V208L123 209L122 207ZM214 206V207H213ZM87 207V208H86ZM89 207V208H88ZM97 207V208H96ZM115 207V209H114ZM224 207V208H223ZM239 209H236V208ZM79 208V209H78ZM99 208V209H98ZM107 208V209H106ZM111 208V211L110 209ZM132 208V209H131ZM215 208V209H214ZM221 208V209H220ZM82 211H81V210ZM101 209V210H100ZM113 209V210H112ZM119 209V210H118ZM124 210V212H128L129 214H131V216L125 218H121L119 215H121L123 212L122 210ZM127 209V210H126ZM131 209V210H130ZM219 209V210H216ZM235 211H234V210ZM76 212H75V211ZM86 212H85V211ZM90 210V211H89ZM106 210V211H103ZM115 210V211H114ZM117 210V212H116ZM121 210V211H120ZM130 210V211H128ZM203 210V209H202ZM237 210V211H236ZM77 211H80L82 214L80 215V212L78 213ZM88 211V214H87ZM100 214H98L97 212ZM116 212V215L114 212ZM119 211L122 212L119 214ZM221 211V212H220ZM225 211V212H224ZM228 211V212H227ZM230 211V212H229ZM240 211V212H239ZM74 212V213H73ZM95 212L97 214H95ZM216 212V213H214ZM76 213V214H75ZM90 213V214H89ZM93 213V214H92ZM109 213V214H107ZM218 213V214H217ZM225 213V214H224ZM236 213V214H235ZM107 214V215H106ZM119 214V215H118ZM213 214V215H212ZM222 214V215H221ZM230 214V215H229ZM238 214V216H236ZM85 215V216H82ZM90 215V216H88ZM109 215V216H108ZM118 215V216H117ZM77 216H81L79 217V220L77 218ZM96 216V217H97ZM113 216V217H111ZM224 216V217H222ZM233 216V217H232ZM76 217V218H75ZM95 217V216H94ZM236 217V218H235ZM242 217V218H241ZM83 219V220H80ZM88 218V220H87ZM112 218V219H111ZM133 218H135V216L133 215ZM220 218V219H218ZM245 218V219H244ZM124 221H123V220ZM127 219V220H126ZM129 219V222H127ZM237 219H239L237 221ZM246 220L249 224H246L247 222L244 220ZM107 220V221H106ZM117 220V221H116ZM126 220V221H125ZM130 220L133 222L131 224ZM221 220H223L222 222H220ZM228 222H227V221ZM80 221V222H79ZM84 221V222H81ZM109 221V222H108ZM227 224H225L224 223ZM236 225H235V223ZM264 221V220H263ZM77 222V223H76ZM119 222V223H117ZM152 223H154V220H151ZM257 222V223H256ZM81 223V224H79ZM113 223V224H110ZM222 223V224H221ZM230 223V224H229ZM239 223V224H238ZM243 223V224H242ZM115 224V225H114ZM118 224V225H117ZM129 224V225H128ZM224 224V225H223ZM233 224V225H232ZM242 224V225H241ZM251 224V225H250ZM256 224V225H255ZM83 225V224H82ZM31 227L33 226L32 224L30 225ZM30 226L28 225V227L30 228ZM234 226V227H232ZM239 227L238 229L236 227ZM253 226V227H252ZM124 227V228H123ZM131 227V228H130ZM133 227V228H132ZM244 227V228H243ZM33 228V227H32ZM119 228L120 231H118L117 229ZM122 228V230H121ZM127 228V229H125ZM138 228V232L135 231V229ZM124 229V230H123ZM240 229V230H239ZM237 230V231H236ZM123 231V233H122ZM118 235H117V233ZM143 232V233H142ZM127 234V235H126ZM140 234H145L148 237V241L149 238L152 241H149L151 245H147L146 243H144L141 238L139 237ZM122 235V236H121ZM133 235V238H132ZM139 235V236H138ZM120 236V237H119ZM124 238L123 240H120L121 238ZM135 237V238H134ZM119 238V240H118ZM129 238V240H128ZM138 238V240H137ZM125 244H124V240ZM121 241V242H118ZM131 242V243H129ZM143 242V243H142ZM148 242V243H149ZM70 243V241H69ZM129 243V244H128ZM137 243V244H135ZM73 245V243H71ZM124 244V245H123ZM128 244V245H127ZM132 244H134L132 246ZM141 244V245H140ZM128 247H127V246ZM131 248H130V246ZM136 245V247H135ZM145 246V248L142 247ZM124 246V247H122ZM148 246V247H147ZM41 247V246H40ZM141 247V248H140ZM43 248V250L45 252L47 251V248L41 247ZM144 250H143V249ZM133 249V250H132ZM136 249V250H134ZM142 249V250H140ZM147 249V251H146ZM56 250V253L58 258H56L57 256L55 254L52 253L53 255V261H57L59 263L65 264L66 262L68 264H81V262L79 263L80 259L83 255H86V252L84 250V248H80L79 249L76 247H73L69 244V252L68 251H63V249L59 250V249H54V251ZM132 250V251H131ZM141 252H139V251ZM154 252H153V251ZM143 251V252H142ZM150 251V252H149ZM58 252V253H57ZM63 252V253H61ZM66 252V253H65ZM74 252V253H73ZM146 252V253H144ZM67 253H69V256ZM74 254V255H73ZM55 255V256H54ZM78 258H77V257ZM63 257V258H62ZM65 257V258H64ZM67 258V259H66ZM84 258V257H83ZM143 260L141 261L140 260ZM105 262H107V258ZM145 259V260H144ZM73 260V261H72ZM69 261V262H68ZM91 261V263H90ZM151 261H147L149 264H153ZM165 261L164 259H160L158 262L159 264H162V262ZM93 264L92 262V258H89V262L88 261H83V263L87 264V263ZM141 262V263H140ZM117 263L120 264V262L117 260ZM116 263V264H117ZM165 263V262H164ZM163 263V264H164Z\"/></svg>", "mask_w": 264, "mask_h": 264}, {"label": "bare ground", "instance_id": "2", "mask_svg": "<svg viewBox=\"0 0 264 264\" xmlns=\"http://www.w3.org/2000/svg\"><path fill=\"white\" fill-rule=\"evenodd\" d=\"M6 2H15V0H4ZM25 1V0H24ZM43 1V0H42ZM53 1V0H52ZM51 1V2H52ZM63 1V0H62ZM61 1V2H62ZM107 1V0H106ZM110 1V0H109ZM112 1V0H111ZM122 1V0H121ZM119 0V2H121ZM130 1V0H129ZM143 1V0H142ZM149 1V0H148ZM184 1V0H183ZM199 1V0H197ZM196 1V2H197ZM215 1V0H214ZM221 1V0H220ZM218 1V2H220ZM223 1V0H222ZM228 0H226L227 2ZM246 5L245 6H239V5H234L236 6V8L242 13H244V19L252 24L251 21L249 22L248 19L251 18L250 14H252L254 16V21L256 22L259 21L262 22V24L264 23V17L261 14L264 9V6L261 4L263 3L262 0H244ZM264 1V0H263ZM67 2V1H65ZM73 2V1H72ZM83 2V1H82ZM91 3H93L92 1H90ZM104 2V1H103ZM114 2V1H113ZM112 2V3H113ZM124 2V1H123ZM140 2V1H139ZM151 2V0H150ZM155 2V1H154ZM160 2V0L158 1ZM187 2V1H186ZM194 2V1H193ZM191 1V4L193 3ZM217 2V3H218ZM225 2V0L223 1ZM225 2V3H226ZM239 2V1H237ZM38 3V2H36ZM64 3V2H63ZM76 3V2H75ZM110 6V9L112 8V5ZM118 3V2H117ZM122 3V2H121ZM128 3V2H127ZM153 3V2H152ZM163 3V2H162ZM161 3V4H162ZM165 3V2H164ZM172 3V2H171ZM207 3V2H206ZM209 3V2H208ZM211 3V1H210ZM225 3H223V5H226ZM229 3V2H228ZM233 3V2H232ZM1 4V1H0ZM41 4V3H40ZM45 4V3H44ZM43 4V5H44ZM54 4V2H53ZM66 4V3H65ZM89 4V3H88ZM107 4V2L105 3ZM120 4V3H118ZM117 4V5H118ZM160 5V3H158ZM184 4V3H183ZM187 4V3H186ZM190 4V6H191ZM195 4V3H194ZM193 4V5H194ZM198 4V3H197ZM216 4V3H213ZM220 4V3H219ZM231 4V3H229ZM236 4V2L234 3ZM23 5V4H22ZM42 5V4H41ZM42 5V6H43ZM77 5V4H76ZM83 5V4H82ZM90 5V4H89ZM125 5V4H124ZM152 5V4H151ZM203 5V4H202ZM211 4H208V6ZM241 5V4H240ZM263 7H261V6ZM9 6V5H8ZM57 6H68V5H57ZM78 8L81 9L80 7V3L78 4ZM91 6V5H90ZM105 6V5H104ZM122 6V5H121ZM140 6V5H139ZM145 6V5H144ZM185 6V4H184ZM188 6V5H187ZM195 6V5H194ZM197 6V5H196ZM200 5L198 4L197 7H199ZM206 6V5H205ZM217 6V5H216ZM219 6V5H218ZM222 6V5H221ZM220 6V7H221ZM234 6H231L234 8ZM84 7V6H82ZM99 7V6H98ZM114 7V11L116 10L115 6ZM131 7V6H130ZM138 6H136L137 8ZM186 7V6H185ZM201 7V6H200ZM199 7V8H200ZM203 7V6H202ZM201 7V8H202ZM214 7V6H213ZM227 7V6H226ZM22 8V7H21ZM64 8V7H63ZM91 8V7H90ZM129 8V7H128ZM132 8V7H131ZM177 8V7H176ZM189 8V7H188ZM198 8V9H199ZM211 8V7H210ZM215 8V7H214ZM19 9V8H18ZM103 9V8H102ZM130 9V8H129ZM141 9V8H140ZM143 9V8H142ZM166 9V8H165ZM170 9V8H169ZM179 9V8H178ZM187 9V8H186ZM217 9V8H216ZM229 9V8H227ZM64 10V9H63ZM78 10V9H77ZM89 10V9H88ZM134 10V9H133ZM173 10V15L177 18H175L176 22H180L181 26H182V22H181V14L179 15L178 11H176V9H172ZM182 10H184L182 8ZM190 10V9H187ZM236 10V9H235ZM17 11V10H16ZM83 11V9H82ZM86 11V10H84ZM126 11V10H125ZM132 11V10H130ZM138 11V10H137ZM151 12V10H149ZM170 11V10H169ZM199 11V10H197ZM214 11V10H213ZM40 12V11H39ZM105 12V11H104ZM171 12V11H170ZM195 12V11H194ZM209 12V11H208ZM211 12V10H210ZM219 12V11H218ZM223 12V11H220ZM3 13V11H2ZM76 13V12H75ZM81 13V12H80ZM83 13V12H82ZM132 13V12H131ZM161 13V12H160ZM163 13V12H162ZM169 13V12H168ZM168 13H166L168 15ZM188 13V12H187ZM192 13V10H191ZM200 13V12H199ZM213 13V12H212ZM217 13V12H216ZM213 13V14H216ZM226 13V11L224 12ZM129 14V13H128ZM142 14V13H141ZM203 14V13H201ZM77 15V14H76ZM200 15V14H199ZM221 15V14H220ZM219 15V16H220ZM243 15H240V18H243ZM25 16V15H24ZM66 16V15H65ZM74 16V15H73ZM81 16V14H80ZM104 16V15H103ZM169 16V15H168ZM198 16V15H197ZM202 16V15H201ZM234 16V15H233ZM82 17V16H81ZM107 18H109L108 16H106ZM123 18V16H121ZM167 17V16H166ZM189 17V16H188ZM203 17H205L203 15ZM215 17H217L215 15ZM229 18V16H227ZM45 18V17H44ZM80 18V17H79ZM84 19V17H82ZM81 18V19H82ZM96 18V17H95ZM148 18V17H147ZM184 18V17H183ZM231 18V17H230ZM237 18V16H236ZM5 18L0 17V22L5 21ZM25 19V18H24ZM90 19V18H89ZM100 19V18H98ZM138 19V17L136 18ZM145 19V18H144ZM170 20L172 19L169 18ZM27 20V19H26ZM39 20V19H37ZM115 20V19H112ZM143 20V19H142ZM251 20V19H250ZM253 20V19H252ZM23 21V20H22ZM31 21V20H30ZM44 21V20H43ZM80 21V20H79ZM84 21V20H83ZM136 21V20H135ZM140 21V20H139ZM6 22V21H5ZM14 22V21H13ZM12 22V23H13ZM60 22V21H59ZM92 22V20H91ZM105 22V21H104ZM108 22H110V20H108ZM172 22V20H171ZM170 22V24H171ZM25 23V22H24ZM45 23V22H44ZM52 23V22H51ZM66 23V22H65ZM87 23V22H86ZM106 23V22H105ZM155 23V22H154ZM169 23V22H168ZM179 23V28H181ZM2 24V23H1ZM5 24V23H4ZM3 24V25H4ZM14 24V23H13ZM82 25V23H80ZM88 24V23H87ZM86 24V25H87ZM111 24V22H110ZM115 24V23H114ZM113 24V25H114ZM128 24V23H126ZM246 24V23H245ZM248 24V25H250ZM257 24V22H256ZM6 25V24H5ZM10 25V24H9ZM46 25V24H45ZM61 25V23L59 24ZM63 25V24H62ZM67 25V24H66ZM63 25V26H66ZM172 25V24H171ZM175 25V24H174ZM177 25V24H176ZM195 25V24H194ZM12 26V24H11ZM16 26V25H15ZM106 26V25H105ZM104 26V27H105ZM122 26V25H121ZM264 26V25H263ZM1 27V26H0ZM34 27V26H33ZM48 27V26H47ZM57 27V26H56ZM61 27V26H60ZM114 27V26H113ZM125 27V26H124ZM189 27V26H188ZM234 27V26H233ZM4 28V27H3ZM36 28V27H35ZM75 28V27H74ZM120 30V27L118 26L116 29ZM134 29V27H132ZM178 28V26H177ZM175 28V29H177ZM209 28V27H208ZM215 28V27H214ZM17 29V28H16ZM19 29V28H18ZM17 29V30H18ZM34 28H32L33 31ZM50 29V27H49ZM70 29V27H69ZM76 29V28H75ZM107 29V27H106ZM124 29V28H123ZM145 29V28H144ZM184 29V28H182ZM40 30V29H39ZM37 30V32L39 31ZM56 30V29H55ZM67 30V27H66ZM78 30V29H76ZM125 30V29H124ZM135 30V29H134ZM178 30V29H177ZM188 30V29H187ZM190 30V28H189ZM214 30V29H213ZM263 30V29H262ZM35 31V29H34ZM51 31V30H50ZM95 31V30H94ZM133 31V30H132ZM184 31V30H183ZM186 31V30H185ZM254 31V30H253ZM21 33V31H19ZM36 32V31H35ZM67 32H69L67 30ZM72 33V30L70 31ZM120 32V31H119ZM170 33V31H168ZM188 32V31H187ZM191 32V31H190ZM200 32V31H199ZM197 33V34H202L201 33ZM255 32V31H254ZM254 32H250L252 35H254ZM262 32V31H261ZM5 33V32H4ZM39 33V32H38ZM44 33V31L42 32ZM49 34L47 35L46 33H44V39L45 42L48 46V49L51 51V54L53 55V57L56 60L61 59L62 61L67 63V66L65 67H69V64L73 67V69L75 67L79 68L77 65V60L75 58H73L72 56L69 58V52L67 50L68 47H66V45H63L62 42L61 44L59 42H57L58 40H54L52 37H50V33L52 32H48ZM58 33V32H56ZM74 33V32H73ZM81 34V31L79 32ZM98 33V32H97ZM104 33V31H103ZM109 33V32H108ZM196 33V32H195ZM195 33L192 32V34L195 36ZM204 33V32H203ZM227 33V32H226ZM258 35V32H256ZM31 34V33H30ZM28 35L26 36L27 38L24 39L23 37H19L17 35H8L7 33H5V38H3V40L0 41V86H1V90L3 93L4 97H10L11 98V102L10 103H5L3 102V100H0V152H2V155L0 154V196L2 195H6L8 196L9 200H0V264H61L57 261H53V254L56 253V250L54 251V249H63V251H68L69 252V244L73 247H77L79 249L80 248H84L86 255L82 254L83 256L80 259L79 263L81 262V264H85L83 263V261H88L89 262V258H92V262L93 264H116L117 260L120 262V264H136L137 261H139V259L136 261V255L133 253L131 255H128L127 252L124 253V251L126 250H122V248H120L118 245L119 243H117L116 241V235H114L115 231L113 232V230H111L114 227H107V224L105 222V219L101 218L100 216L94 215L89 218L88 223H79L81 224L80 227H76L77 225H74L71 221L70 218V213L72 211L67 212L68 210H70V201L69 199L71 198H67V196L65 197H60V195L55 194V192H53L52 190V186L46 182L47 178L49 177V175H51L50 179H54V183L56 184V186H58L59 188H62L64 190H67L69 188V183L68 181H66L65 179H61V174L58 173V171L56 173H54L52 170V172H46L45 170L39 168V166L37 165V161H35L34 159L26 156V154H24L23 152V144H21L22 139L24 138V134H29L30 137H32L33 139H36L41 133H46L48 134L52 140H55L58 142V144L61 146L59 147L60 149L63 150L62 154H65L68 159L69 157L74 161V164L76 163V169H77V173L80 175V177L84 178V179H89L92 180L91 178H89V174H88V166L89 163L92 162H96L99 157H104L105 159H108L110 163L106 164H97L99 168H101L103 170V172L105 173V185L106 188L108 189L107 191L109 192V196L107 195V197H110L108 199H110V202L112 203V205H116L117 201L121 198L120 194L122 195L124 194L122 191H128L130 196L139 204L142 205L143 208H139V207H132V211H134L133 215L135 216V218H133V215L131 216V214H129L127 211L124 212V210H122V212L119 211V214L122 213L121 215H119L121 218H127L129 216L132 217L133 222L134 220H136L137 218V222H138V226L141 229V231H143L144 233H150V235L153 238V241L155 244H157V248L154 250L156 252H154V254L156 253V255H152V259H154L153 261H151V258L146 257V264H149L148 262L151 261L153 264H159V260L160 259H164L165 261L162 262V264H264V202H256L255 200H251L250 197L249 199H244L242 203H239V206H241V214L243 216H245L246 218H248V220H258L259 223L255 226V228L253 227V231H251L249 234H243L240 232L238 233L236 236L235 234L233 235L232 233V228L229 230L227 227H223L222 225L218 224V222L216 221L215 215L213 217L211 216H207V214L205 215L203 212L205 208L208 209L209 206H207V200L205 201L204 197H202L203 199H197L198 203L200 204V206L202 207L199 208L198 205H191L190 203H188L189 201H191L188 197L190 196H186L187 200H189L188 202H186V200L181 199L180 195L181 192L179 191L180 188H182L184 185L187 186V184L183 185V179H182V173H186V176H191L193 177V180L190 181V184H188V186L190 188H192V193L193 191H195L197 188V181H201L203 183H205V175H209V174H205L202 172V169L200 170V168H181L180 165L177 166L178 170L180 171L181 174L176 175L173 171H171L170 169H166V168H160V166L158 167V163H153L158 169L159 171L163 172L164 174H166V176L168 175L169 179L174 178L173 175L175 177H177L179 179V181L182 179L183 181L181 183H177V185H171L172 188L171 189H167L164 188V184L159 185L157 184V182H154L152 179V181H145V182H141V181H137L136 177L133 174V171H135L136 168H131L132 165H134L132 162H129L128 160H130L124 153V151L118 147L115 148H110L109 145L107 147V145H105V142H101V140H99L95 135L93 136L90 133V129L88 131V128H86V125H88L87 123H82V120L70 109L71 106H69V87H70V83L67 84L65 82H62L63 80H58L54 75H50L51 73H44L42 67H40L35 59L33 54L31 53V49L29 47H31L30 45L27 46V44H25V41H29V43L31 42H37V37L38 40H40L39 36L36 35ZM40 34V33H39ZM64 34V33H63ZM78 34V32H77ZM79 34V35H80ZM86 34V33H85ZM90 34V33H89ZM92 34V32H91ZM124 34V33H123ZM181 34V33H179ZM185 35V33H183ZM189 34V33H187ZM241 34V33H239ZM243 34V33H242ZM248 34V32H247ZM58 36V34H56ZM61 35V34H60ZM66 35V34H65ZM84 35V34H83ZM102 35V34H101ZM119 35V33H118ZM190 35V34H189ZM226 35V34H225ZM229 35V34H228ZM227 35V36H228ZM236 35V33H235ZM238 35V33H237ZM260 35V34H259ZM2 36V35H1ZM67 36V35H66ZM75 33H74V35ZM121 36V35H120ZM144 36V35H143ZM177 36V35H176ZM180 36V35H179ZM187 36V35H186ZM200 36V35H199ZM215 36V35H214ZM241 36V35H240ZM250 36V35H249ZM59 37V36H58ZM80 37V36H78ZM84 37V36H83ZM164 37V36H163ZM183 37V36H182ZM196 38L198 36H195ZM217 37V36H216ZM248 37V35H247ZM91 38V37H89ZM101 38V37H100ZM122 38V37H121ZM177 38V37H176ZM175 38V40H176ZM185 39L188 40V38H191L190 36L188 38L184 37ZM203 38V37H200ZM198 38V39H200ZM215 38V37H214ZM246 38V37H245ZM43 39V38H42ZM58 39V38H57ZM68 39V38H67ZM74 39V38H72ZM78 39V38H77ZM86 39V38H84ZM112 39V38H111ZM119 39V38H118ZM164 39V38H163ZM174 39V38H172ZM181 39V38H180ZM204 39V38H203ZM201 39V40H203ZM247 39V38H246ZM249 39V37H248ZM263 39V38H262ZM60 40V39H59ZM83 40V39H82ZM94 40V39H92ZM124 40V39H123ZM68 41V40H67ZM72 41V40H71ZM75 41V40H73ZM115 42V40H113ZM154 41V39H153ZM161 41V40H159ZM254 41V40H253ZM262 41V40H261ZM91 42V41H90ZM108 42V41H107ZM167 42V41H166ZM165 42V43H166ZM174 42V41H173ZM194 42V40H193ZM196 42H198L196 40ZM241 42V40H240ZM245 42V41H244ZM256 42V41H255ZM259 42V41H258ZM30 43V44H31ZM39 43V42H38ZM70 43V41H69ZM82 43V41H81ZM109 43V42H108ZM162 43V42H161ZM181 43V42H180ZM192 42L190 41V44ZM215 43V42H214ZM232 43V42H231ZM252 43L248 41V44ZM254 43V42H253ZM263 43V42H262ZM261 43V44H262ZM37 44V43H36ZM73 44V43H70ZM80 44V43H79ZM85 44V43H84ZM95 44V43H94ZM156 44V43H155ZM154 43L150 42V41H146L143 44H141V49L146 51L147 53H155L154 51H156L157 49H159V47L156 48L157 45H155ZM164 44V43H163ZM184 44V43H183ZM183 44H181L180 46H184ZM199 44V43H197ZM256 44V43H255ZM254 44V46H255ZM260 44V43H259ZM74 45V44H73ZM86 45V44H85ZM111 45V44H110ZM167 45V44H166ZM170 45V44H169ZM173 45V44H172ZM212 45V44H211ZM235 45V44H234ZM257 45V44H256ZM71 46V45H70ZM102 46V45H101ZM165 46V45H163ZM188 46V45H187ZM198 46V45H197ZM253 46V47H254ZM262 48L263 45H261ZM72 47V46H71ZM75 47V46H74ZM169 47V46H168ZM174 47V46H173ZM189 47V46H188ZM223 47V46H222ZM252 47V48H253ZM260 47V46H259ZM258 47V48H259ZM94 48V47H93ZM96 48V47H95ZM100 48V47H99ZM103 48V47H102ZM162 48V47H160ZM170 48V47H169ZM177 48V47H176ZM175 48V49H176ZM203 48V45H202ZM205 48V47H204ZM217 48V47H216ZM219 48V47H218ZM217 48V49H218ZM255 48V47H254ZM257 48V47H256ZM47 49V48H46ZM74 50V48H72ZM77 50V48H75ZM89 49V48H88ZM92 49V48H91ZM134 49V48H133ZM140 49V50H141ZM167 49V48H166ZM188 49V48H187ZM198 49V48H197ZM196 49V50H197ZM200 49V48H199ZM244 49V48H243ZM93 51L95 49H92ZM162 50L164 51V49L162 48ZM178 50V49H177ZM219 50V49H218ZM236 50V49H235ZM239 50V47H238ZM242 50V49H241ZM250 50V48H249ZM261 50V48L259 49ZM7 51L10 52L11 55H7ZM36 51V50H35ZM91 50L87 51L90 52ZM201 51V50H200ZM228 51V50H227ZM233 51V50H232ZM237 51V50H236ZM246 51V50H245ZM264 51V50H263ZM84 52V51H83ZM169 52V51H168ZM183 52V51H182ZM180 52V53H182ZM199 52V51H198ZM223 52V51H222ZM256 52V49L254 51ZM76 53L78 54V52L76 51ZM92 53V52H91ZM145 54V52H143ZM151 53V54H152ZM158 53V52H157ZM165 53V51H164ZM171 53V52H170ZM169 53V54H170ZM186 53V52H185ZM192 53V52H191ZM228 53V52H227ZM243 53V52H242ZM35 54V53H34ZM106 54V53H105ZM132 54V53H131ZM163 54V53H162ZM167 54V53H166ZM168 54V56H169ZM187 54V53H186ZM202 54V53H201ZM234 54V53H233ZM246 54V52H245ZM254 54V53H253ZM37 55V54H35ZM43 55V54H42ZM49 55V54H48ZM125 55V54H124ZM138 55V54H137ZM150 55V54H149ZM165 55V54H163ZM193 55V53H192ZM203 55V54H202ZM209 55V54H208ZM230 55V54H229ZM248 55V54H247ZM96 56V55H95ZM100 56V55H99ZM109 56V55H108ZM121 56V55H120ZM145 56V55H143ZM152 56V55H151ZM160 56V53L159 55ZM166 56V55H165ZM164 56V57H165ZM167 56V57H168ZM171 56V55H170ZM206 56V55H205ZM252 56V55H251ZM254 56H258L255 54ZM260 58L262 57V60L264 61L263 56L259 55ZM37 57V56H35ZM76 57V56H75ZM82 57V56H81ZM80 57V58H81ZM98 57V55L96 56ZM101 57V56H100ZM127 57V56H126ZM163 57V56H162ZM212 57V56H211ZM231 57V56H230ZM237 57V56H235ZM242 57V55H241ZM39 58V57H38ZM42 58V57H41ZM44 58V56H43ZM46 58V57H45ZM114 58V57H113ZM118 58V57H117ZM121 58V57H120ZM156 57H152V59H154ZM166 58V57H165ZM170 58V57H168ZM167 58V59H168ZM185 58V57H184ZM204 58V57H203ZM243 58V57H242ZM257 58V57H256ZM37 59V58H36ZM40 59V58H39ZM53 59V58H52ZM104 59V58H103ZM110 59V58H109ZM130 59V57H129ZM132 59V58H131ZM140 59V57H139ZM173 59V57H172ZM210 59V58H209ZM212 59V58H211ZM214 59V58H213ZM244 59V58H243ZM255 59V58H254ZM79 60V59H78ZM87 60V59H86ZM93 60V59H92ZM149 60V59H148ZM232 60V59H231ZM239 60V59H238ZM246 60V59H245ZM250 60V59H249ZM259 59V61L262 62V66H264V62ZM96 61V60H95ZM102 61V59H101ZM106 61V60H105ZM141 61V60H140ZM154 61V60H153ZM170 61V60H169ZM200 61V60H199ZM198 61V62H199ZM226 61V60H225ZM229 61V60H228ZM235 61V60H233ZM258 61V59H257ZM41 62V60H40ZM81 62V61H79ZM88 62V61H87ZM93 62V61H92ZM111 62V61H110ZM123 62V60H122ZM172 62V60H171ZM174 62V61H173ZM187 62V61H186ZM203 62V61H202ZM219 62V61H218ZM227 62V61H226ZM232 62V61H231ZM238 62V61H237ZM248 62V61H247ZM42 63H44L42 61ZM41 63V64H42ZM54 63V62H53ZM60 63V62H59ZM91 63V62H90ZM106 63V62H105ZM127 63V62H126ZM138 63V61H137ZM141 63V62H140ZM160 63V62H159ZM210 63V62H209ZM209 63H207V61H205L204 63V67L207 69V71L210 72L211 76L216 78H219L217 75V71L215 69L214 70V66L208 65ZM214 63V62H213ZM217 63V62H216ZM243 63V62H242ZM241 63V64H242ZM257 64V62H254ZM48 64V63H47ZM56 64V63H54ZM61 64V63H60ZM109 65V62L107 63ZM120 64V63H119ZM142 64V63H141ZM163 64V63H162ZM167 64V63H166ZM174 64V63H173ZM172 64V65H173ZM203 64V63H202ZM224 64V63H223ZM222 64V65H223ZM43 65V64H42ZM65 65V64H64ZM89 65V64H88ZM94 65V63H93ZM111 65V64H110ZM145 65V64H144ZM150 65V64H149ZM148 65V66H149ZM168 65V64H167ZM216 65V64H215ZM219 65V64H218ZM70 66V67H71ZM126 66V65H125ZM127 66L129 67V64H127ZM175 66V65H174ZM221 66V63H220ZM226 66V65H225ZM233 66V65H232ZM231 66V68H232ZM235 66V65H234ZM251 66V65H250ZM259 66V63H258ZM261 66V67H262ZM48 67V66H47ZM53 67V66H52ZM57 67V66H56ZM96 67V66H95ZM104 67V64H103ZM132 67V66H130ZM129 67V68H130ZM146 67V66H145ZM177 67V66H175ZM213 67V70H212ZM219 67V66H218ZM224 67V66H223ZM227 67V66H226ZM225 67V68H226ZM229 67V66H228ZM228 67L226 69H228ZM247 67V66H246ZM260 67V66H259ZM49 68V67H48ZM55 68V67H54ZM98 68V67H96ZM118 68V67H117ZM124 68V67H123ZM166 68V67H165ZM179 68V67H178ZM191 68V67H190ZM45 69V68H44ZM64 69V68H62ZM68 69V68H67ZM101 69V68H100ZM104 69V68H103ZM110 69V68H109ZM147 69V68H146ZM152 69V68H151ZM187 69V68H186ZM224 69V68H223ZM248 69V68H245ZM97 70V69H96ZM99 70V69H98ZM97 70V71H98ZM111 70V69H110ZM122 71V69H120ZM130 70H134V69H130ZM211 70V71H210ZM229 72L231 71L230 67H229ZM240 70V69H239ZM242 70V69H241ZM47 71V70H46ZM60 71V70H59ZM63 71V70H62ZM69 71V70H68ZM80 71V70H79ZM76 71L75 72V78L77 81L80 80H84V78L86 79V77L83 75L82 72ZM83 71V70H82ZM86 71V70H85ZM100 71V70H99ZM150 71V70H149ZM236 73L238 72L237 69H235ZM234 71V72H235ZM245 71V70H244ZM258 71V70H257ZM262 71V70H261ZM51 72V70H50ZM54 72V71H53ZM67 72V71H66ZM74 72V71H73ZM89 72H91V70H89ZM107 72V71H105ZM127 72V71H125ZM228 72V73H229ZM233 72V73H234ZM251 72H253V70H251ZM58 73V72H57ZM69 73V72H68ZM72 73V71L70 72ZM103 73V72H100ZM131 73V72H129ZM134 73V72H133ZM132 73V75H133ZM136 73V72H135ZM138 73V72H137ZM227 73V71L225 72ZM232 73V74H233ZM235 73V74H236ZM260 73V72H259ZM92 74V73H91ZM97 74V73H96ZM104 74V73H103ZM117 74V71H116ZM119 74V73H118ZM139 74V73H138ZM143 74V73H142ZM171 74V73H169ZM219 74V73H218ZM224 74V72H223ZM222 74V75H223ZM231 74V73H230ZM246 74V73H245ZM249 74H251L249 72ZM60 75V74H58ZM72 75V74H71ZM108 75V74H107ZM141 73L137 76H140ZM204 75V74H203ZM220 75V74H219ZM221 75V76H222ZM229 75V74H228ZM240 76V74H238ZM252 75V74H251ZM255 75V74H253ZM252 75V76H253ZM69 76V74H68ZM94 77V75H92ZM98 76V75H97ZM100 76V75H99ZM98 76V77H99ZM110 76V75H109ZM123 76V75H122ZM135 78H138V77ZM225 76V74H224ZM230 76V75H229ZM232 76V75H231ZM256 76V75H255ZM72 77V76H71ZM134 77V76H132ZM159 77V76H158ZM234 78L236 77V75L233 76ZM246 77V76H245ZM62 78V77H61ZM92 78V77H91ZM118 78V77H117ZM126 77H124L125 79ZM129 78V77H128ZM144 77H142L141 79H143ZM161 78V76H160ZM239 78V77H238ZM237 78V79H238ZM241 83H242V76H240ZM248 78V77H247ZM254 78V77H253ZM69 79V78H68ZM94 79V78H92ZM97 79V78H96ZM120 79V78H119ZM127 79V78H126ZM140 79V80H141ZM145 79V78H144ZM148 79V78H147ZM193 78H190V80ZM196 79V78H195ZM198 79V78H197ZM201 79V78H200ZM207 79V78H206ZM220 79V78H219ZM227 79V78H226ZM225 79V80H226ZM231 79V78H230ZM66 80V79H65ZM64 80V81H65ZM95 80V79H94ZM121 81H125L120 79ZM132 80V79H131ZM139 80V81H140ZM163 80V79H162ZM194 80V79H193ZM223 80V79H222ZM228 80V79H227ZM237 80V81H238ZM247 80V82H245ZM263 80V79H262ZM98 81V80H97ZM106 81V80H105ZM110 81V80H109ZM112 81V79H111ZM116 81V80H115ZM130 81V80H129ZM145 81V80H144ZM164 81V80H163ZM172 81V80H171ZM192 81V80H191ZM216 81V80H215ZM221 81V80H220ZM224 81V80H223ZM229 81V80H228ZM250 80L248 79H244V88L247 87V89L249 90V92L252 90V86L249 82ZM71 82V81H70ZM73 82V81H72ZM81 82V81H80ZM92 82V81H91ZM116 85L118 84L119 81H116ZM133 82V81H132ZM131 82V85H132ZM142 82V81H141ZM146 82V81H145ZM166 82V81H165ZM180 82V81H178ZM182 82V81H181ZM196 82V85H194L195 88H197L196 90L200 91V94H202V97L204 100L203 102L205 103H201V104H205L204 108H205V113H207L210 117H212L213 119L211 120H217V122L220 124H227L226 122H224V119L222 116H220V114L217 111L218 108V104L220 103V98L223 97H218L219 92H215L217 91L216 88L215 91L213 90L212 87H210L207 83H205V81H199L197 82L196 80L194 81V83ZM230 84L231 81H229ZM259 82V81H258ZM74 83V82H73ZM101 83V81H100ZM113 83V82H112ZM128 83V80L126 82V85ZM221 83V82H220ZM224 83V82H222ZM237 83V82H235ZM77 84V83H76ZM86 84H88V81L86 82ZM98 84V83H96ZM105 84V83H104ZM121 84V83H120ZM125 84V83H124ZM141 84H145V83H141ZM148 84V83H147ZM153 84V82H152ZM167 84V83H166ZM182 84V83H181ZM229 83L226 81L223 84V90L224 93L226 95V100L228 102V106L225 108H235L236 110H238L237 108L240 107V105H242L241 103V99L237 98V92L236 94L230 89L231 86L228 85ZM239 84V82L237 83ZM82 85V84H81ZM80 85V86H81ZM95 85V84H94ZM114 85V84H112ZM115 87L118 88L119 85H117ZM135 85V84H134ZM140 85V84H139ZM157 85V84H156ZM236 85V84H235ZM243 85V84H242ZM83 86V85H82ZM90 86V84H89ZM101 86V85H100ZM106 86V84H105ZM110 86V85H109ZM123 86V85H122ZM129 86V84L127 85ZM133 86V85H132ZM153 86V85H152ZM234 86V84H233ZM237 86V85H236ZM234 86V87H236ZM85 87V86H84ZM103 87V86H101ZM100 87V88H101ZM111 87V86H110ZM109 87V88H110ZM143 87V86H142ZM146 87V86H144ZM173 87V86H172ZM187 87V85H186ZM216 87V86H215ZM232 87V88H234ZM239 87V86H238ZM72 88V87H71ZM77 89H79L76 86ZM82 89H84L83 87H80ZM112 88V87H111ZM130 88V87H129ZM150 88V87H149ZM154 88V87H153ZM176 88V87H175ZM174 88V89H175ZM183 88V87H182ZM241 88V87H240ZM254 88V87H253ZM264 88V87H263ZM74 89V88H73ZM88 89V93H91L92 96L90 97H95L98 98L100 96V89L99 86H90L87 88ZM106 89V88H105ZM114 89V88H112ZM131 89V88H130ZM146 88H143V90ZM238 89V88H237ZM243 89V88H242ZM246 89V90H247ZM258 89V87H257ZM86 90V88H85ZM103 90V89H102ZM119 90V89H118ZM121 90V89H120ZM142 90V89H141ZM157 90V89H156ZM162 90V89H161ZM247 90V91H248ZM263 90V89H262ZM87 91V90H86ZM123 91V90H122ZM183 91V90H182ZM186 91V90H185ZM241 91V90H240ZM245 91V90H244ZM255 91V90H254ZM261 91V90H260ZM73 91H71L72 93ZM76 92V91H75ZM74 92V93H75ZM102 92V91H101ZM125 92V93H124ZM123 94L126 97V99H129L130 101H132V97L133 94L130 91H124ZM139 92V91H138ZM145 92V91H144ZM257 92V91H256ZM80 93V92H79ZM82 93V91H81ZM87 93V94H88ZM110 93V92H109ZM114 93V92H113ZM137 93V91H136ZM143 93V92H142ZM141 93V94H142ZM145 93H148V91H146ZM178 93V91H177ZM191 93V91H190ZM254 93V92H253ZM104 94V93H103ZM168 94V93H167ZM183 94V93H182ZM199 94V95H200ZM239 94V93H238ZM240 93V97H243V95L241 96ZM252 94V92H251ZM249 94V95H251ZM89 95V94H88ZM88 95L84 96L82 94L76 95L75 97H71L74 101V104H82L84 103L86 100L90 99L88 97ZM122 95V94H121ZM138 95V94H137ZM162 95V94H161ZM245 95V94H244ZM248 95V96H249ZM1 96V95H0ZM106 96V95H104ZM118 96V94H117ZM151 96V95H150ZM150 96H147V98ZM165 96V95H164ZM173 96V95H172ZM177 96H181L178 95ZM186 96V95H185ZM190 96V95H189ZM247 96V95H246ZM247 96V97H248ZM88 97V98H87ZM103 97V96H102ZM137 97V96H136ZM135 97V99H136ZM171 97V96H170ZM195 97V95H194ZM3 98V97H2ZM100 98V97H99ZM112 98V97H111ZM115 98V97H114ZM119 98V97H117ZM134 98V97H133ZM145 97V99H141V101L139 102V105H141L140 108H138V110L141 112L145 109V111L147 110L146 108L150 105L151 102H149V98L147 99ZM162 98V97H161ZM187 98V97H186ZM245 97H243L244 99ZM253 98V97H252ZM256 98V97H255ZM4 99V98H3ZM101 99V98H100ZM116 99V98H115ZM140 99V98H138ZM167 99V98H166ZM240 99V100H239ZM254 99V98H253ZM260 99V98H259ZM258 99V100H259ZM94 100V99H92ZM91 99L89 100L90 102L92 101ZM102 100V99H101ZM112 100V99H111ZM118 100V99H117ZM155 100V99H154ZM199 100V99H198ZM223 100V99H221ZM262 100V99H261ZM6 101V100H5ZM9 101V100H8ZM119 101V100H118ZM124 101V100H122ZM171 101V99H170ZM175 101V100H174ZM244 101L246 102V100L244 99ZM247 101L249 102V100L247 99ZM251 101V100H250ZM255 101V100H254ZM253 101V102H254ZM103 102V101H102ZM121 102V101H120ZM134 102V101H132ZM210 103L208 105V103ZM252 102V101H251ZM249 102V103H251ZM256 102V101H255ZM117 102H115L114 104H116ZM136 103V100H135ZM163 103V102H162ZM177 103V102H176ZM188 103V102H187ZM192 103V102H191ZM87 104V103H86ZM104 104V102H103ZM112 104V103H111ZM110 104V105H111ZM137 104H138V100H137ZM155 104V103H154ZM157 104V103H156ZM179 104V103H178ZM190 104V103H189ZM214 104V105H213ZM222 106V103H220ZM224 104V103H223ZM226 104V103H225ZM224 104V105H225ZM247 105H250L248 103H246ZM252 104V103H251ZM75 105V106H76ZM100 107L102 104H99ZM98 105V106H99ZM106 105V104H105ZM109 105V104H107ZM131 106V104H129ZM135 105V104H134ZM148 105V106H147ZM196 105V104H195ZM223 105V106H224ZM73 106V107H75ZM78 106V105H77ZM76 106V107H77ZM85 106V105H84ZM104 106V105H103ZM102 106V108H103ZM113 106V105H111ZM116 106V105H115ZM113 106V107H115ZM180 106V105H179ZM222 106V107H223ZM245 106V105H244ZM252 106V105H251ZM81 107V106H80ZM128 107V104H127ZM151 107V105L148 107ZM197 107V106H196ZM257 107V106H256ZM262 107V106H261ZM260 107V108H261ZM72 108V107H71ZM85 108V107H84ZM109 107H107L108 109ZM121 108V107H120ZM137 108V107H135ZM181 108V106H180ZM183 108V106H182ZM195 108V107H193ZM243 108V107H242ZM245 108V107H244ZM243 108V109H244ZM247 108V107H246ZM250 109V107H248ZM248 108H247V113H248ZM77 109V108H75ZM90 108H88L89 111ZM124 108H122L123 110ZM130 111V108H128ZM164 109V108H163ZM174 109V108H172ZM222 110V108H220ZM219 109V110H220ZM224 109V107H223ZM254 109V108H253ZM80 110V109H79ZM86 110V109H84ZM93 110V109H92ZM97 110V109H96ZM116 110V109H115ZM121 110V109H120ZM132 110V109H131ZM159 110V109H158ZM170 110V109H169ZM181 110V109H180ZM201 110V109H200ZM226 109H224L225 111ZM252 110V108L249 110V114L250 111ZM82 111V110H81ZM94 111V110H93ZM100 111V110H99ZM114 111V110H113ZM126 112V110H124ZM133 111V110H132ZM150 111V110H149ZM148 111V112H149ZM166 111V109H165ZM172 111V110H171ZM189 111V110H188ZM198 111V110H197ZM223 111V112H224ZM244 111V110H242ZM257 111V110H256ZM263 111V110H262ZM83 113L85 111H82ZM98 112V111H97ZM97 112L95 114H97ZM112 111H107L106 109L102 110L103 114H108ZM147 112V113H148ZM182 112V111H181ZM185 112V111H184ZM182 112V113H184ZM227 112V111H226ZM229 112V111H228ZM233 112V111H231ZM236 112V114H239V110L238 111H234V113ZM238 112V113H237ZM246 113V111H244ZM253 112V111H252ZM259 112V111H258ZM80 113V112H79ZM82 113V114H83ZM100 113V112H99ZM118 113V111H117ZM135 113L137 114V112L135 111ZM144 113V112H142ZM159 113V112H158ZM198 113V112H197ZM201 113V112H200ZM17 114H19L17 116ZM86 113H84V116ZM112 114V113H111ZM140 114V113H139ZM155 114V113H154ZM153 114V115H154ZM185 114V113H184ZM203 114V113H202ZM228 115V113H226ZM249 114H246V119L248 121V123L253 122L254 120L251 119L252 121L250 122V118L253 116L251 114V117L248 116ZM262 114V113H261ZM80 115V114H79ZM87 115H89L87 113ZM100 115V114H99ZM113 115V114H112ZM138 115V114H137ZM152 115V116H153ZM158 115V114H157ZM165 115V114H164ZM189 115V114H188ZM205 115V114H204ZM92 116V115H91ZM94 116V115H93ZM105 116V115H104ZM127 117L129 116L126 115ZM159 116V115H158ZM180 116V115H179ZM199 116V114H198ZM201 116V115H200ZM240 117H243V115H239ZM87 117V116H86ZM90 116H88L89 119ZM114 117V119L116 118L114 115L112 116ZM161 118V116H159ZM177 117V116H176ZM226 117V116H225ZM233 117V116H232ZM245 117V116H244ZM257 117V116H256ZM91 118V117H90ZM93 118V117H92ZM103 118V117H102ZM120 118V117H119ZM123 118V117H122ZM121 118V119H122ZM129 118V117H128ZM150 119L148 120L150 124H153L158 132V136L164 139H175V132L173 133L172 130H170L169 128L167 129L163 124H160V121L163 119L156 117H149ZM165 118V117H164ZM167 118V117H166ZM165 118V119H166ZM227 118V117H226ZM254 118V117H253ZM263 118V117H262ZM87 119V120H88ZM137 119V118H136ZM187 119V118H186ZM199 119V118H198ZM202 119V118H201ZM207 119V118H206ZM209 119V120H210ZM229 119V116H228ZM93 120V119H92ZM96 120V119H95ZM94 120V121H95ZM104 120V118H103ZM108 120V119H107ZM117 120V119H116ZM115 120V121H116ZM123 120V119H122ZM126 120V119H124ZM129 120V119H128ZM243 120V118H242ZM261 120V119H260ZM263 120V119H262ZM110 121V120H109ZM131 121V120H130ZM183 121V120H182ZM185 121V120H184ZM199 121V120H198ZM246 121V122H247ZM101 122V121H100ZM106 122V121H105ZM111 122V121H110ZM133 122V121H132ZM131 122V123H132ZM134 122H136L134 120ZM139 122V121H138ZM138 122H136L137 124H139ZM169 122V121H168ZM201 122V121H200ZM198 122V123H200ZM205 122V121H204ZM232 122V120H231ZM240 123V121H238ZM237 122V123H238ZM245 122V123H246ZM92 123V121L90 122V124ZM95 123H97L95 121ZM107 123V122H106ZM144 123V122H143ZM163 123V122H161ZM181 123V122H180ZM183 123V122H182ZM187 123V122H186ZM207 123V122H206ZM247 123V124H248ZM255 123V122H254ZM257 123V122H256ZM264 123V122H263ZM102 124V123H101ZM110 124V123H109ZM120 124V121H119ZM124 124V123H122ZM174 124V123H173ZM196 124V123H195ZM230 124V123H229ZM241 124V123H240ZM96 125V124H95ZM97 125H99V123H97ZM103 125V124H102ZM101 125V126H102ZM112 125V124H110ZM121 125V124H120ZM148 125V124H146ZM169 125V124H168ZM176 125V124H174ZM187 125H189L187 123ZM203 125V124H202ZM208 125V124H207ZM216 125V124H215ZM228 125V124H227ZM231 125V124H230ZM238 125V124H237ZM244 125V124H243ZM246 125V124H245ZM94 126V125H93ZM107 126V125H106ZM109 126V125H108ZM123 126V125H122ZM144 126V125H142ZM149 126V125H148ZM180 126V125H179ZM198 126V124H197ZM195 126V127H197ZM257 126V125H255ZM253 126L254 128H257ZM89 127V125H88ZM95 127V126H94ZM100 127V125H99ZM112 127V126H111ZM126 127V126H125ZM137 127V126H136ZM154 127V128H155ZM175 127V126H174ZM190 127V126H189ZM194 127V129H196ZM204 127V126H203ZM210 127V126H209ZM239 127H242L239 126ZM91 128V127H90ZM103 128V127H102ZM110 128V127H109ZM131 128V127H130ZM141 128V127H140ZM145 128V127H144ZM147 128V127H146ZM201 128V127H200ZM251 128V127H250ZM248 128V129H250ZM259 128V127H258ZM105 129V127L103 128V130ZM115 129V128H112ZM129 129V127L127 128ZM138 129V128H136ZM149 129V128H148ZM191 129V128H190ZM204 129V128H203ZM220 129V128H218ZM93 130V128H92ZM106 130V129H105ZM111 130V129H110ZM132 130V129H129ZM141 130H143V128H141ZM147 130V129H146ZM199 130V129H198ZM207 130V129H206ZM213 130V129H212ZM234 130V128H233ZM259 130V129H258ZM258 130L256 132H258ZM261 130V129H260ZM94 131V130H93ZM100 131V130H99ZM116 131V130H113ZM119 131V130H118ZM127 131V130H126ZM140 131V130H139ZM193 131V130H192ZM191 131V132H192ZM195 131V130H194ZM193 131V132H194ZM200 131V130H199ZM225 131V130H224ZM223 131V132H224ZM253 131V130H252ZM255 131V130H254ZM95 132V131H94ZM106 132V131H105ZM111 132V131H110ZM192 132V133H193ZM210 132V131H208ZM108 133V131L106 132ZM181 133V132H180ZM186 133V132H185ZM220 133H222V131H220ZM226 133V132H225ZM236 133V132H235ZM243 133V132H242ZM254 133V132H253ZM259 133V132H258ZM257 133V134H258ZM262 135L264 136V132H261ZM45 134V135H46ZM94 134V133H93ZM103 134V133H102ZM117 136L118 134L122 135V131L120 133H116ZM138 134V133H137ZM135 134V135H137ZM143 134V133H142ZM152 134V133H151ZM195 134V133H193ZM250 134V133H249ZM260 134V133H259ZM43 135V134H42ZM41 135V136H42ZM97 135V134H96ZM120 135V136H121ZM148 135V134H147ZM150 135V134H149ZM182 135V134H181ZM196 135V134H195ZM217 135V133H216ZM233 135V134H232ZM239 135V134H238ZM247 135V134H246ZM252 135V134H251ZM107 136V135H106ZM119 136V137H120ZM124 136V135H122ZM121 136V137H122ZM142 135H137L135 137H140ZM152 136V135H150ZM219 136V135H218ZM237 136V135H236ZM259 136V135H258ZM27 137V136H26ZM29 137V138H30ZM45 137V136H44ZM100 138V136H98ZM127 137V136H125ZM129 137H131L129 135ZM145 140L148 139L146 136H142ZM177 137V136H176ZM183 137V136H182ZM203 137V136H202ZM205 137V136H204ZM216 137V136H215ZM222 137V136H221ZM229 137V136H227ZM115 138V137H113ZM141 138V137H140ZM188 138V137H187ZM186 138V139H187ZM192 138V137H191ZM208 138V137H207ZM206 138V139H207ZM219 138V137H218ZM237 138V137H236ZM101 139V138H100ZM110 139V138H109ZM223 139V137H222ZM245 139V138H243ZM257 139V138H255ZM21 140V141H20ZM39 140V139H38ZM122 140V138L120 139ZM124 140V138H123ZM136 140V139H135ZM158 140V139H157ZM181 140V139H180ZM192 140V139H191ZM201 140V139H200ZM203 140V139H202ZM209 140V139H208ZM212 140V139H211ZM215 140V139H214ZM250 140V139H249ZM26 141V140H25ZM104 141V139H103ZM127 141V140H126ZM124 141V142H126ZM144 141V140H143ZM185 141V140H184ZM197 141V140H196ZM227 141V140H226ZM27 142V141H26ZM135 142V141H133ZM138 142H141L138 140ZM159 142V141H158ZM183 142V141H182ZM191 142V141H190ZM202 142V141H201ZM207 142V140H206ZM213 142V141H212ZM211 142V143H212ZM218 142V141H216ZM225 142V141H224ZM247 142V141H246ZM262 142V141H261ZM120 143V142H118ZM163 143V142H162ZM189 143V142H188ZM199 143V142H198ZM197 143V144H198ZM226 143V142H225ZM253 143V142H251ZM259 143V142H258ZM40 144V143H39ZM38 144V145H39ZM114 144V143H113ZM126 144H130V143H126ZM137 144V142H136ZM146 144V143H145ZM160 144V143H159ZM179 144V143H178ZM196 144V143H195ZM264 145V143H262ZM50 145V144H49ZM134 145V144H132ZM139 145V144H138ZM137 145V146H138ZM149 146H151L150 144H147ZM174 145V144H173ZM189 145V144H187ZM186 145V147H187ZM194 145V144H193ZM192 145V146H193ZM243 145V144H242ZM257 145V144H256ZM131 146V144H130ZM142 146H143V142H142ZM141 146V147H142ZM179 146V145H178ZM177 146V147H178ZM200 146V145H199ZM241 146V145H240ZM253 147V144L251 145ZM255 146V145H254ZM32 147V146H31ZM41 147V146H40ZM50 147V146H49ZM133 147V146H132ZM198 147V145H197ZM210 147V146H209ZM238 147V146H237ZM242 147V146H241ZM240 147V148H241ZM260 147V146H259ZM28 148V147H27ZM25 148V149H27ZM45 148V147H44ZM48 148V147H47ZM127 148V147H124ZM135 148V147H134ZM156 148V147H155ZM173 148V147H172ZM202 148V147H201ZM200 148V149H201ZM219 148V147H218ZM223 148V146H222ZM249 148V147H248ZM254 148V147H253ZM34 149V148H33ZM33 149H30L33 150ZM43 149V148H42ZM46 149V148H45ZM136 149V148H135ZM140 149V148H139ZM142 149V148H141ZM151 149V148H149ZM166 149V148H165ZM196 149V148H195ZM205 149V148H204ZM213 149L215 150V148L213 147ZM242 149V148H241ZM29 150V149H28ZM49 150V148H48ZM59 150V149H58ZM60 150V151H62ZM80 150V152H79ZM145 150V149H144ZM152 150V149H151ZM150 150V153H152ZM156 150V149H154ZM159 150V149H157ZM183 150V149H182ZM213 150V151H214ZM225 150V149H224ZM59 151V152H60ZM142 151V150H141ZM169 151V150H168ZM181 151V150H180ZM193 151V150H191ZM217 151V150H216ZM214 151V153L216 152ZM231 151V150H230ZM254 151V150H253ZM32 152V151H31ZM37 152V151H36ZM138 152V150H137ZM155 152V151H154ZM158 152V151H156ZM183 152V151H181ZM185 152V151H184ZM183 152V153H184ZM194 152V151H193ZM202 152V151H201ZM204 152V151H203ZM250 152V151H249ZM35 153V152H33ZM32 153V154H33ZM140 153V152H138ZM146 153V152H145ZM143 152V154H145ZM162 154V152H160ZM174 153V152H173ZM172 153V154H173ZM198 153V152H197ZM219 153V152H218ZM221 153V152H220ZM27 154H29L27 152ZM136 154V153H135ZM166 155H168L167 153H165ZM176 154V153H175ZM205 154V153H204ZM250 154V153H249ZM252 154V152H251ZM257 154V153H256ZM38 155V154H37ZM122 155L124 157H122ZM150 155V154H149ZM158 155V154H156ZM209 155V154H208ZM207 157H211L208 156ZM216 155V154H215ZM235 155H237L235 153ZM239 155V154H238ZM45 156V155H44ZM141 156V155H140ZM151 156V155H150ZM152 156L154 157V153L152 154ZM161 156V155H160ZM162 156H164V154H162ZM171 156V155H170ZM174 156V155H173ZM177 156V155H176ZM188 156V155H187ZM217 156V155H216ZM223 156V155H222ZM11 158L13 160V167L10 168V171H5L7 169L4 168V164H5V159L6 158ZM38 157V156H37ZM119 157L120 159L123 158L122 160H124V162L121 160V162L119 161ZM137 157V155H136ZM142 157V156H141ZM165 157V156H164ZM167 157V156H166ZM172 157V156H171ZM192 157V156H191ZM213 157V156H212ZM244 157V156H243ZM50 158V157H48ZM118 158V159H117ZM135 158V157H134ZM139 158V157H138ZM143 158V157H142ZM146 158V157H145ZM158 158V157H157ZM162 158V157H160ZM184 158V157H183ZM187 158V157H186ZM204 158V157H203ZM218 158V157H217ZM251 158V157H250ZM55 159V158H54ZM54 159L52 160V162H54ZM156 159V158H155ZM175 159V158H174ZM215 159V158H214ZM232 159V158H231ZM262 159V158H261ZM39 160V159H38ZM42 160V159H41ZM49 160V159H48ZM118 160V161H117ZM136 160V159H135ZM140 160V159H137ZM136 160V162H137ZM146 160V159H143ZM154 160V159H153ZM152 160V161H153ZM158 160V159H157ZM171 160V159H170ZM173 160V159H172ZM171 160V161H172ZM178 160V159H176ZM192 160V159H191ZM203 160V159H202ZM200 160V161H202ZM212 160L211 162H213V159H208ZM218 160V159H217ZM220 160V158H219ZM10 161V159H9ZM43 161V160H42ZM59 161V160H58ZM103 162L102 160H99V163ZM151 161V162H152ZM190 161V160H189ZM206 161V160H205ZM226 161V160H225ZM235 160H233L234 162ZM249 161V160H248ZM255 161V160H254ZM160 162V161H159ZM165 162V161H163ZM168 162V160H167ZM217 162V161H215ZM221 162V160L219 161ZM43 163V162H42ZM61 163V162H60ZM97 163V162H96ZM139 161V165H140ZM148 163V162H147ZM146 163V164H147ZM162 163V161H161ZM170 163V161L168 162ZM172 163V162H171ZM174 163V162H173ZM201 163V162H200ZM205 164V162H203ZM202 163V164H203ZM214 163V162H213ZM251 163V162H250ZM12 164V163H11ZM39 164V163H38ZM58 164V163H57ZM70 164V163H69ZM94 164V163H93ZM143 164V163H142ZM193 164V163H192ZM195 164V163H194ZM212 164V163H211ZM215 164V163H214ZM222 164V162H221ZM244 164V162H243ZM8 165V164H6ZM60 165V164H59ZM163 165V164H162ZM177 165V164H176ZM176 165H173L176 167ZM196 165V164H195ZM207 165V164H206ZM210 165V164H209ZM205 166V168L208 171V166ZM223 165V164H222ZM261 165V164H260ZM259 165V166H260ZM264 165V162H263ZM10 166V165H9ZM41 166V164H40ZM49 166V165H48ZM145 166V165H144ZM166 166V165H164ZM168 166V165H167ZM200 166V165H199ZM203 166V167H204ZM239 166V165H238ZM245 166V164H244ZM43 167V166H42ZM47 167V166H45ZM58 167V166H56ZM72 167V165H71ZM111 167V168H110ZM141 167H143L141 165ZM146 167V166H145ZM150 167H152V165H150ZM174 167V168H175ZM180 167V168H179ZM195 167V166H194ZM197 167V165H196ZM210 167V166H209ZM237 167V164H236ZM235 167V168H236ZM246 167V166H245ZM258 167V166H257ZM8 168V167H7ZM50 168V167H49ZM70 168V167H69ZM73 168V167H72ZM217 168V167H216ZM241 168V167H240ZM244 168V167H243ZM247 168V167H246ZM261 168V167H260ZM264 168V167H263ZM5 169V170H3ZM60 169V168H59ZM177 169V168H176ZM206 169L204 171H206ZM223 169V168H222ZM48 170V169H47ZM65 170V169H64ZM157 170V171H158ZM177 170V171H178ZM253 170V169H252ZM251 170V171H252ZM62 171V170H61ZM67 171V170H66ZM65 171V172H66ZM155 171V170H154ZM247 171V169H246ZM262 171V169H261ZM264 171V170H263ZM60 172V171H59ZM102 172V173H103ZM140 172V171H139ZM156 172V171H155ZM254 172V171H253ZM64 173V171H63ZM68 173V171H67ZM74 173V172H73ZM71 173V174H73ZM152 173V171H151ZM224 173V172H223ZM70 174V176H71ZM103 175V174H102ZM139 175V174H138ZM153 175V174H152ZM212 175V173H211ZM240 176V173L238 174ZM249 175V174H248ZM254 175V174H253ZM259 175V174H258ZM64 176V175H63ZM214 176V174H213ZM217 176V175H216ZM215 176V177H216ZM237 176V174L235 175ZM22 177L24 178H28L30 180L28 181H32L34 184L38 185L40 188H42L43 190H45V195H46V200H48L47 204H44L42 202H38V203H34L31 200L29 201L28 196L32 195V193L34 194V192L30 193L29 191L26 190L25 187L21 186V183L18 181L20 178L22 179ZM69 177V176H68ZM159 177V176H158ZM163 177V174H162ZM165 177V176H164ZM184 177V175H183ZM245 177V176H244ZM252 177V176H251ZM63 178V177H62ZM70 178V177H69ZM67 178V179H69ZM81 178V179H82ZM147 178V177H146ZM262 178V177H261ZM260 178V179H261ZM82 179V180H84ZM158 179V178H157ZM166 179V178H163ZM187 179V178H186ZM215 179V178H214ZM213 179V180H214ZM264 179V177H263ZM142 180V178L140 179ZM173 180V179H171ZM220 180V179H219ZM218 180V182H219ZM245 180V179H244ZM57 181V182H55ZM102 182V180H100ZM174 181V180H173ZM215 181V180H214ZM223 180H220V182ZM262 181V179H261ZM22 182V181H21ZM92 182V181H90ZM98 182V181H97ZM96 182V184H97ZM165 182H167L165 180ZM187 182V181H186ZM185 182V183H186ZM73 183V182H72ZM71 183V185H72ZM163 183V182H162ZM173 183V182H172ZM174 183V184H176ZM199 183V182H198ZM216 183V182H215ZM222 183V182H221ZM233 183V182H232ZM237 183V182H236ZM246 183V182H245ZM260 183V182H259ZM262 183V182H261ZM260 183V184H261ZM23 184V183H22ZM32 184V183H30ZM74 184V183H73ZM78 183H76L77 185ZM169 184V183H168ZM29 185V184H27ZM53 185V184H52ZM205 185V184H204ZM208 185V184H207ZM210 185V184H209ZM222 185V184H219ZM230 185V184H229ZM54 186V185H53ZM83 186V185H82ZM93 186V183H92ZM91 186V187H92ZM163 186V187H161ZM167 186V185H165ZM206 186V185H205ZM238 186V185H237ZM259 186V184H258ZM37 187V186H36ZM75 187V186H72ZM210 187V186H208ZM207 187V188H208ZM212 187V186H211ZM222 187V186H221ZM224 187V186H223ZM223 187L221 189H223ZM235 187V186H234ZM263 187V186H261ZM25 188V189H24ZM29 188V187H28ZM57 188V187H56ZM55 188V189H56ZM80 189V187H77ZM98 188V187H97ZM188 188V187H187ZM233 188V186H232ZM243 188V187H242ZM245 188V186H244ZM255 188V187H254ZM30 189V188H29ZM74 189V188H73ZM78 189V190H79ZM87 189V187L85 188ZM102 189V188H101ZM185 189V188H184ZM209 189V188H208ZM211 189V188H210ZM228 189V188H227ZM230 189V188H229ZM241 189V188H240ZM249 189V187H248ZM264 189V187H263ZM261 189V190H263ZM77 190V189H76ZM74 190L76 193L77 191ZM181 190V189H180ZM183 190V189H182ZM216 191V189H213ZM224 190V189H223ZM251 190V189H250ZM256 190V189H255ZM258 190V189H257ZM260 190V192H261ZM60 191V190H59ZM63 191V190H62ZM61 191V192H62ZM72 191V190H71ZM81 191V190H80ZM100 191V190H99ZM103 191V189H102ZM184 191V190H183ZM182 191L183 195L184 192ZM186 191V190H185ZM203 191V190H202ZM211 191V190H210ZM221 191V190H220ZM225 191V190H224ZM228 191V190H227ZM226 191V192H227ZM238 191V190H237ZM253 191V190H252ZM44 192V191H42ZM58 192V191H57ZM60 192V193H61ZM98 192V191H97ZM104 192V191H103ZM187 192V191H186ZM191 193V191H189ZM196 192V191H195ZM235 192V191H234ZM244 192V191H243ZM247 192V191H246ZM258 192V191H257ZM8 193V195L6 194ZM64 193V192H62ZM99 193V192H98ZM201 193V192H200ZM221 193V192H220ZM225 194V192H223ZM239 193V192H237ZM264 193V191H263ZM67 194V192H66ZM202 194V193H201ZM207 194V193H206ZM218 193L216 192V195ZM240 194V193H239ZM245 194V192H244ZM255 194H257L255 192ZM63 195V194H62ZM74 195V194H73ZM78 195V194H77ZM90 195V193H89ZM102 195V194H101ZM182 197H185L183 196ZM190 195V194H189ZM220 195V194H219ZM223 196V194H221ZM249 195V193H248ZM72 196V195H71ZM79 196V195H78ZM104 197L105 194L103 195ZM124 196V195H123ZM127 196V194H126ZM209 196V194H208ZM221 196V197H222ZM255 196V195H254ZM80 197V196H79ZM87 197V195H86ZM94 197V196H93ZM113 197H116V199H114ZM185 197V198H186ZM214 197V196H213ZM220 197V198H221ZM7 198V197H6ZM73 198V197H72ZM83 198V197H80ZM124 198V197H123ZM194 198V196H193ZM197 198V197H196ZM206 198V197H205ZM225 198V197H224ZM245 198V197H244ZM253 198V197H252ZM261 198V197H260ZM264 198V197H262ZM78 199V198H76ZM85 200H87V198H84ZM101 199V198H100ZM106 199V198H105ZM126 199V198H124ZM215 199V198H214ZM213 199V200H214ZM259 199V198H257ZM74 200V199H72ZM98 200V197L97 199ZM195 200V199H194ZM226 200H229L228 198ZM225 200V201H226ZM16 201V202H15ZM39 201V200H38ZM77 201V200H76ZM90 201V200H89ZM103 201V200H102ZM109 201V200H108ZM121 201V200H120ZM119 201V202H120ZM128 201V200H127ZM212 201V200H210ZM209 201V202H210ZM231 201V200H230ZM259 201V200H258ZM261 201V200H260ZM70 202V203H69ZM83 202V201H82ZM81 202V203H82ZM88 202V201H86ZM92 202V201H91ZM94 202V201H93ZM104 202V201H103ZM123 202V201H122ZM193 202V200L191 201ZM213 202V201H212ZM211 202V203H212ZM215 202V200H214ZM219 202V201H218ZM72 203H75L72 201ZM79 203V202H77ZM128 203H130V201H128ZM126 203V204H128ZM197 203V202H196ZM216 203V202H215ZM214 203V204H215ZM221 203V202H220ZM224 203V202H223ZM226 203V202H225ZM86 204V203H85ZM83 203V205H85ZM119 204V203H118ZM118 204L116 205V208L118 206ZM125 204V203H124ZM132 204V203H131ZM207 204V205H206ZM213 204V205H214ZM230 204V203H229ZM241 204V205H240ZM73 204H71L72 206ZM76 205V204H75ZM87 205V204H86ZM91 205V204H90ZM106 205V204H105ZM218 205V204H216ZM126 206V205H125ZM125 206H123L125 208ZM222 206V205H221ZM238 206V205H237ZM73 207V206H72ZM74 207H77L74 206ZM81 207V206H80ZM90 207V206H89ZM88 207V208H89ZM94 207V206H93ZM122 207V206H121ZM122 207V208H123ZM214 207V206H213ZM234 206L232 205V208ZM82 208V207H81ZM87 208V207H86ZM97 208V207H96ZM120 208V206H119ZM123 208V209H124ZM224 208V207H223ZM236 208V207H235ZM79 209V208H78ZM99 209V208H98ZM107 209V208H106ZM111 211V208H109ZM115 209V207H114ZM130 209V210H131ZM215 209V208H214ZM221 209V208H220ZM239 209V208H236ZM81 210V209H80ZM101 210V209H100ZM113 210V209H112ZM119 210V209H118ZM127 210V209H126ZM128 210V211H130ZM219 210V209H216ZM234 210V209H233ZM75 211V210H74ZM82 211V210H81ZM85 211V210H84ZM90 211V210H89ZM103 211V210H102ZM106 211V210H104ZM103 211V212H104ZM115 211V210H114ZM113 211V212H114ZM235 211V210H234ZM237 211V210H236ZM76 212V211H75ZM78 213L80 211H77ZM86 212V211H85ZM95 212V214H97ZM117 212V210H116ZM116 212L115 215H116ZM221 212V211H220ZM225 212V211H224ZM228 212V211H227ZM230 212V211H229ZM240 212V211H239ZM74 213V212H73ZM83 213V212H82ZM80 212V215L82 214ZM216 213V212H214ZM76 214V213H75ZM88 214V211H87ZM90 214V213H89ZM93 214V213H92ZM109 214V213H107ZM106 214V215H107ZM218 214V213H217ZM225 214V213H224ZM236 214V213H235ZM117 215V216H118ZM213 215V214H212ZM222 215V214H221ZM230 215V214H229ZM85 216V215H82ZM90 216V215H88ZM97 216V217H96ZM109 216V215H108ZM124 216V217H123ZM238 216V214L236 215ZM79 217L81 216H77L78 220ZM113 217V216H111ZM224 217V216H222ZM233 217V216H232ZM76 218V217H75ZM236 218V217H235ZM242 218V217H241ZM84 219V218H83ZM80 218V220H83ZM112 219V218H111ZM220 219V218H218ZM245 219V218H244ZM241 219V222L242 220ZM88 220V218H87ZM123 220V219H122ZM127 220V219H126ZM125 220V221H126ZM151 220H154V223L151 222ZM239 219H237L238 221ZM248 221L251 223V221ZM256 220V221H257ZM107 221V220H106ZM117 221V220H116ZM124 221V220H123ZM220 221V220H219ZM223 220H221L220 222H222ZM227 221V220H226ZM246 220H244L243 223H245ZM257 221V222H258ZM80 222V221H79ZM84 222V221H81ZM109 222V221H108ZM129 222V219L128 221ZM131 224L133 223L130 220ZM228 222V221H227ZM234 222V221H233ZM247 222V221H246ZM246 224H249V223ZM256 222V223H257ZM77 223V222H76ZM119 223V222H117ZM225 223V221H224ZM235 223V222H234ZM242 223V224H243ZM33 225L32 227L30 225ZM113 224V223H110ZM222 224V223H221ZM226 224V223H225ZM230 224V223H229ZM239 224V223H238ZM241 224V225H242ZM28 225L30 226V228L28 227ZM115 225V224H114ZM118 225V224H117ZM129 225V224H128ZM224 225V224H223ZM227 225V224H226ZM233 225V224H232ZM236 225V223H235ZM251 225V224H250ZM234 227V226H232ZM236 227V226H235ZM124 228V227H123ZM131 228V227H130ZM133 228V227H132ZM237 229L239 227H236ZM244 228V227H243ZM115 229V228H114ZM127 229V228H125ZM118 231L119 228L117 229ZM122 230V228H121ZM124 230V229H123ZM138 231V228L135 229V231ZM240 230V229H239ZM136 231V232H137ZM139 232V231H138ZM142 232V233H143ZM232 232V233H231ZM117 233V232H116ZM119 233V232H118ZM117 233V235H118ZM123 233V231H122ZM140 233V232H139ZM127 235V234H126ZM145 234H140V238L141 240L146 243L147 245H151L149 241H148V235L146 236ZM122 236V235H121ZM114 237L116 239H114ZM120 237V236H119ZM125 238V237H124ZM123 237L120 240L124 239ZM133 238V235H132ZM135 238V237H134ZM119 240V238H118ZM129 240V238H128ZM138 240V238H137ZM70 241V243H69ZM125 241H127L126 239L124 240V244ZM130 241V240H129ZM121 242V241H118ZM142 242V243H143ZM149 242V243H148ZM73 243V245L71 244ZM131 243V242H129ZM128 243V244H129ZM123 244V245H124ZM127 244V245H128ZM137 244V243H135ZM126 245V246H127ZM134 244H132L133 246ZM141 245V244H140ZM47 248L48 252H45L43 250V248ZM130 246V245H129ZM124 247V246H122ZM128 247V246H127ZM136 247V245H135ZM143 247V245H142ZM148 247V246H147ZM125 248V247H124ZM131 248V246H130ZM141 248V247H140ZM145 248V246L143 247ZM142 248V249H143ZM140 249V250H142ZM133 250V249H132ZM131 250V251H132ZM136 250V249H134ZM144 250V249H143ZM139 251V250H138ZM147 251V249H146ZM141 252V251H139ZM143 252V251H142ZM150 252V251H149ZM58 253V252H57ZM63 253V252H61ZM66 253V252H65ZM74 253V252H73ZM146 253V252H144ZM69 255V253H67ZM57 256V254H55ZM54 255V256H55ZM74 255V254H73ZM70 256V255H69ZM72 256V255H71ZM70 256V257H71ZM77 257V256H76ZM84 257V258H83ZM58 258V256L56 257ZM63 258V257H62ZM65 258V257H64ZM78 258V257H77ZM107 258V262H105ZM67 259V258H66ZM141 260V258H140ZM145 260V259H144ZM73 261V260H72ZM143 261V260H141ZM148 261V262H147ZM69 262V261H68ZM87 263V262H86ZM91 263V261H90ZM87 263V264H90ZM141 263V262H140ZM145 264V262H143ZM62 264L63 261H62ZM65 264H68L67 262ZM118 264V263H117Z\"/></svg>", "mask_w": 264, "mask_h": 264}]
</instances>
